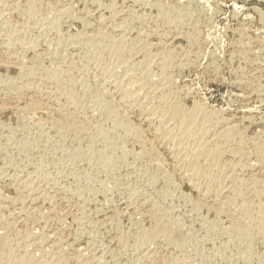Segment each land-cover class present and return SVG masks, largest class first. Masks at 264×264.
<instances>
[{"label": "rangeland", "instance_id": "rangeland-1", "mask_svg": "<svg viewBox=\"0 0 264 264\" xmlns=\"http://www.w3.org/2000/svg\"><path fill=\"white\" fill-rule=\"evenodd\" d=\"M10 1V2H9ZM15 1H18V0H0V30H1V27L3 25V22L5 21L8 22L10 21L8 18L12 19L13 17H18L16 16L17 12L21 11L20 12H23V7L25 6V1L26 0H19V2L16 3L15 5ZM53 1V2H52ZM56 1V2H55ZM57 1L58 0H44V3L39 6V10H37V12L40 13V11L42 13H37V16H35V19L39 18L37 21H39L38 25L37 23H32L33 21L36 22V20H32L29 22V25H28V29L27 27H21L20 26L18 27V30L21 31L19 32V36L23 39H25L27 42L31 43L33 42L34 45H36L38 47H36V51L38 52H27L23 57L24 60L28 65L31 64V62L33 61L32 59H35L36 55H40L41 57V53H43L42 57H41V60L44 58V60H49L48 58V53L49 52H53L54 49L55 50H59V47H56L58 46V37L56 36L55 32L51 31V29H49V27L46 24V21L48 17H52L51 16V9L52 7L55 8V5L57 4ZM101 1V2H100ZM113 1V0H112ZM126 1V2H125ZM134 0H115L113 3L115 4V6H112L110 7L109 3H111V0H59L58 3L60 4H57L56 5V8H66V10H71L72 8V12L70 11L69 13V17H65L62 21H61V27L59 28L61 31L60 35L63 37L62 38H65L66 37H69V34H70V37L69 38H65L66 41H64L63 39V43H70V38L71 37H76V34L77 36H79V34L82 36L86 35L87 33L88 34H93V32H98V30L96 29V26L98 27L99 31H105L107 30L108 33H113L114 34H118V32H120V28L119 26H121V24L119 22L122 23L123 19L125 17L127 18H130L129 16L133 13V15H131V18H135V16L139 17V16H142L143 13H144V17L145 16H148V18L150 17L153 21L154 19L157 20V13H158V10L159 7H161L162 5L163 6H176L177 8H186L189 10V13L192 15H190V18L188 19L187 21V24L186 26H183L181 28H177L176 30H174L175 27H173V24L170 22L173 18H171V16H166L163 15L162 19H160L159 21L157 20L155 24H152L154 22L151 21V19L149 18H143L145 19V23H143L141 25V23L139 21H134L131 25L132 27L134 26V28L131 27V29H136V30H139L140 33L145 31V33H148V42L149 45L150 43H152L154 46L153 48L154 49H157V50H163L166 49V48H169L170 50L172 51H175L173 52L175 55V63H174V66L176 67L178 64L181 65L182 63L186 64L187 67H185L184 69L181 68H178L179 66H177L176 68L173 69L172 73L171 74H174L173 76V80L175 79L176 82L174 81L175 83V88H176V91L177 92V96L180 97L179 99L181 100L180 102L182 104L183 107H187V109H191V107H193V104L198 103H202V105H204L205 107H208V109H213V110H216V111H220V114L222 118H226L231 120V121H226L225 118L224 120L229 124V125H232L234 124L237 125L235 127L238 128V130L242 133H244L246 136L249 135L250 137L252 136H256L258 135H261L264 134V103H262L264 101V91L263 92H260L259 93V90L262 91L264 89V20L261 19V14L263 13L264 14V0H145L147 1L146 2V5H145V1H143V3H140L141 0H137V2L134 1ZM151 1V2H150ZM23 2V3H22ZM48 2V3H47ZM52 2V3H51ZM93 2V3H92ZM124 2V3H123ZM138 2L141 4V6H139L140 4H138ZM151 4H149V3ZM154 2V4H153ZM161 2V3H160ZM3 3V4H2ZM22 3V4H21ZM51 3V4H50ZM54 3H56L54 5ZM112 3V4H113ZM148 3V4H147ZM158 3V4H157ZM182 3V4H181ZM187 3V4H186ZM19 7H18V5ZM24 4V5H23ZM49 4V6L47 5ZM97 4V5H96ZM113 4V5H114ZM122 4V5H121ZM135 4V5H134ZM143 4L144 6L146 7H143ZM154 8H153V6ZM161 6H160V5ZM12 5V6H11ZM53 5V6H52ZM151 8H149L148 7ZM1 6L3 7L1 8ZM15 10V12L12 11V9L10 7ZM47 6V7H45ZM51 6V7H50ZM70 6V7H69ZM122 6V7H121ZM159 6V7H158ZM189 6V8H187ZM10 10H8L7 9ZM18 7V8H17ZM41 7L43 9H41ZM49 7V8H48ZM63 7V8H62ZM114 9V12L112 11ZM116 9H115V8ZM158 7V8H157ZM196 7V8H195ZM47 9H50V10H46ZM69 8V9H68ZM109 10H108V9ZM135 8V9H134ZM157 8V9H156ZM8 10V11H4V10ZM107 11H106V10ZM139 9V10H138ZM43 10V11H42ZM65 10V9H64ZM131 10V11H129ZM192 10V11H191ZM259 10V11H258ZM3 11V12H2ZM14 13L12 14L11 13ZM45 11V12H44ZM82 11V12H81ZM102 11V12H101ZM121 11V12H120ZM124 11V12H123ZM127 11V12H126ZM129 11V13H128ZM134 11V12H132ZM1 12H2V15H1ZM5 12V13H4ZM10 12V13H8ZM46 12H48V14H46ZM75 12V13H74ZM132 12V13H130ZM195 12V13H194ZM7 13V15H6ZM44 13H45V18H44ZM51 13V14H50ZM113 13V14H112ZM125 13V14H124ZM139 15H138V14ZM141 13V14H140ZM260 13V14H259ZM5 16H4V15ZM12 14V15H11ZM39 14V15H38ZM90 14V15H89ZM136 14V15H135ZM149 14V15H148ZM157 14V15H156ZM43 15V16H42ZM49 15V16H47ZM105 16L104 17V21L101 19V16ZM112 17H111V16ZM114 15L116 17H114ZM4 16V18L2 17ZM39 16H42V17H39ZM47 16V17H46ZM76 16V18H75ZM93 16V17H92ZM119 18H118V17ZM155 16V17H154ZM7 17V18H6ZM73 17V19H71ZM110 18L111 20L109 19H106V18ZM170 17V18H169ZM194 17V18H193ZM15 18H13V20H11L10 22H13L14 24L17 22L18 23V20H14ZM70 20H69V19ZM75 18V19H74ZM118 18V19H117ZM122 18V19H121ZM4 21H3V20ZM45 19V20H44ZM102 20L103 22H106L107 20L110 21V22H106V23H103L102 21L100 22L99 21ZM121 21H120V20ZM147 19L149 20V22L147 21ZM249 19V20H248ZM2 20V21H1ZM42 20H43V23H42ZM65 20V21H64ZM67 20V21H66ZM77 20V22H76ZM83 20V21H80ZM86 20V21H85ZM89 20V21H87ZM98 20V21H97ZM116 20V21H115ZM125 20V19H124ZM163 20V21H162ZM169 20V21H168ZM21 20H19L20 22ZM96 21V22H95ZM117 23V24H114V22ZM168 21V22H167ZM88 23L87 26L90 25L89 28H87V26H84V24ZM98 22L100 23H103L104 25H100V23L98 24ZM112 22H113V25H112ZM36 24V25H32V24ZM83 25H82V24ZM96 23V24H95ZM150 23V24H149ZM199 23V24H198ZM31 24V25H30ZM44 24L45 27L47 26L48 29L50 30H45L44 28ZM66 24V25H65ZM94 24V25H92ZM134 24V25H133ZM146 24V25H145ZM194 24V27L196 30H198V34H197V31L195 33V29L192 27ZM196 24V25H195ZM105 25L107 26L105 27ZM114 25L116 26V28L114 27ZM119 25V26H118ZM137 25V26H136ZM141 25V26H140ZM166 25V26H165ZM192 25V26H191ZM199 25V26H198ZM5 26V25H3ZM31 26V28L29 29V27ZM91 26H93L91 28ZM104 26V27H103ZM117 26L119 29H117ZM247 26V27H246ZM33 27V28H32ZM36 27V28H34ZM40 27V28H39ZM46 27V28H47ZM86 27V28H85ZM110 27V29H109ZM112 27V28H111ZM137 27L139 29H137ZM151 27V28H150ZM164 27V28H163ZM169 27V28H168ZM198 27V28H196ZM245 30H244V28ZM24 29L26 30L24 34V32L20 29ZM115 28V30H113ZM171 28V31H169ZM189 28V29H188ZM193 28V30H192ZM39 31H38V30ZM42 29L44 32H42ZM88 29H90L88 31ZM93 29V30H91ZM105 29V30H103ZM112 29V30H111ZM117 29V30H116ZM131 29H128L127 33H131ZM158 29V30H157ZM167 29V30H166ZM249 29V30H248ZM28 30V31H27ZM30 30V32H29ZM87 30V31H86ZM97 30V31H96ZM149 30V31H148ZM188 30V31H187ZM239 32H237V31ZM241 30H242V33H241ZM244 30V31H243ZM263 30V32H261ZM41 31V33L39 34V32ZM47 31L50 33H47ZM66 31V33H65ZM113 31V32H112ZM117 31V32H116ZM169 31V32H168ZM254 31H257V32H254ZM1 32V31H0ZM29 32V33H28ZM46 32V33H45ZM53 32V33H52ZM91 32V33H90ZM169 34H167V33ZM171 32V33H170ZM179 32H181L182 34H184V36L182 34L179 35ZM187 32V33H186ZM192 32V34L190 33ZM244 32V33H243ZM44 33V36H42V34ZM64 33V34H63ZM85 33V34H83ZM161 33L162 34H166L167 35V41L165 42L164 39H162L161 37ZM185 33L187 34L186 35V38H190L189 33L190 35H193L195 33V36L199 37L197 38L198 40H194L192 41V43L188 40V39H182V37H185ZM258 33V34H257ZM28 34H31V35H28ZM47 34V35H46ZM83 34V35H82ZM144 34V32L142 33ZM160 36H158V35ZM241 34V35H240ZM55 35V38H53V36ZM59 35V34H58ZM74 35V36H73ZM146 35V34H145ZM262 37H261V36ZM151 36V37H150ZM207 36V37H206ZM257 36V37H256ZM42 37V38H41ZM50 37V38H49ZM181 37V38H180ZM204 37V38H203ZM208 37L211 39H208ZM246 37V38H245ZM251 37V38H250ZM260 37V38H259ZM45 38V39H43ZM130 38V37H129ZM249 38V39H248ZM259 38V39H258ZM161 39V40H160ZM54 40V41H53ZM69 40V42H68ZM164 40V41H163ZM170 40V41H169ZM2 41L4 42V40L2 39V37H0V60H5L7 58V54L5 55L6 57H4V54L6 53L5 51H3L2 49H5V44L2 43ZM53 41V43H52ZM160 41V42H159ZM209 41V42H208ZM240 41V42H239ZM190 42L192 45H190ZM194 42V44H193ZM197 42V43H196ZM199 42V43H198ZM207 42V43H206ZM247 42V43H246ZM32 43V44H33ZM160 43V44H159ZM163 45H162V44ZM169 43V44H167ZM239 43V44H238ZM46 44V45H45ZM57 44V45H56ZM198 44V45H196ZM166 45V46H165ZM179 45V46H178ZM201 45V46H200ZM248 45V46H247ZM4 46V47H2ZM53 48H49V47H52ZM185 46V47H184ZM200 46V47H199ZM2 47V49H1ZM55 47V48H54ZM73 46H70V48H65V49H61L62 51H60L62 54L63 52H65L63 55L66 57V61L65 63H63V70H65L66 72H64V78L63 81L58 83V84H50V87L53 88L54 90L56 89V91H54L53 89H50L49 87V84L46 82H44V84L42 85V83H39L38 80H36V84H34L35 80L33 81H24L22 80L19 75L17 74L16 71H10L8 69H1L0 70V205H1V202H2V199H4L3 201L7 200L8 198H11V199H8V201L5 203L2 202V206H0V212L1 210L3 211V213L1 214L0 213V232L3 233L4 232V228L5 226L9 223L10 225L12 224V221L13 220V223H15L14 227L16 226V228L14 229L13 227V224L11 225L14 229V232H20V233H23L25 231H33L34 234L38 235L40 233H47L49 234V240L48 242L45 244L46 248L45 250L47 249V251H50L51 252V249L53 250L54 249V244L57 243V242H64L62 243V245L60 244V247L62 246V248L64 250H66V252L68 251L71 254L75 253V254H78V253H81L82 255L84 254L86 259L88 258V255H89V258H93L94 260L96 261H100L99 263H103V264H106V258L109 257V255H107L105 257V254H110L112 253V251H114L115 247H117L115 250L117 252L118 255V260L121 259L118 263V261H115L117 262L116 264H131V260L133 262V264H142V262L146 261L145 258H147L149 256V258H151V260L147 263L148 264H151V261L153 260L152 263H155V261H159L157 262V264H165L164 261H168L169 258L171 257L173 260L177 261V259H175L176 255H178L177 258H180L182 259V252L181 251H177L176 249H174L173 245H170L171 243H167L165 242V240H157V243L160 242V243H156L154 242L153 244H150L151 247H147L149 248L150 250L147 251V248L145 249H142L140 251H138V249L135 251L131 246V251H135V255H136V252H140L137 253V256H132L134 254V251L132 252V255L130 254V245H134L133 242H136V238H134V236H137L139 231H138V228L136 229L135 227V220H137V217L139 215H143V212L144 213H147L149 214L151 211H156V210H160L162 212L159 211L160 215L162 214H167L166 218H170L169 220L170 221H175L174 223H179L180 225H183L182 222L185 224V226H180L181 229H184V232H191L189 236H191L192 234V238H193V235L195 237V235L197 237H195L194 239L191 240V244L192 246L194 245V247L192 248H195L194 249H189L187 250H184L186 253L184 254H187L188 255V258L186 259V263H189V264H248V260L249 259H246L241 262L242 258H238V257H241L240 255H235L234 253H236V251L234 252V250H237V253L239 252V249H240V244L238 243V241L236 240H232L231 236L227 237V235H232L231 233H227L225 235V232H230L229 230H233V229H230L228 228L230 226V219H229V216L231 215L229 212L225 213L227 215H224L223 214H218V212L215 211V206H213V199H210L208 200L207 202V206L206 208H201L200 211L197 210L194 211L193 210H196L193 206L196 205L195 201H201L202 196L198 193L199 191L196 190L193 185L188 182V181H185V180H182L180 178V174L179 172H177V170L175 169L174 166V163H173V156H170L172 155L170 148H168V146L165 147V145H161L160 142H158V138L156 137L157 136V133L155 132L154 129L155 126L154 125H151L149 123H147L145 120H143L144 118L142 117V115H140L139 113L137 114L136 112L135 113H128L129 115V118H130V122L132 121L134 123V125H132L135 129L140 130L138 132V134L141 135L137 136L139 137L138 139L140 140H137V137H133V138H130V137H126V134H125V131L123 132L122 130H119L120 132H118L116 135H118L119 137H117L116 135H114V139H113V136L110 137V146L107 145L108 147V150L105 149L107 147H105V143L102 142V140H96L94 141V143L92 141L89 140V137H84L82 136L78 131L77 133L75 132V129H72L71 125L70 128H68L69 126L65 125L67 127L62 128L61 124H59L60 122H57V121H60L62 119V114H60V112H58V110H55L54 107L57 108V102L64 103V100H67L68 98H61V99H57V97L59 98V96L57 95L55 98H49L47 96L48 92L50 94V92L52 93H57V94H60L59 91H61L60 89L62 90H66V88H69V90H73L72 93L74 92V95H73V98L78 102L76 103L77 104V107L73 106L69 107L68 111H70L71 115H73V117H76V119H81L82 122H86L85 124L93 130H95L99 124V128H103L102 129V132L103 134L105 132H109L110 130H112L113 126H114V122H116L113 118H110V119H106L105 115L103 114L101 108H100V103H102L103 99L101 98L100 95H98V91H100L99 89V83H102L103 82V76H102V73L100 72L101 69L103 68H107L109 69L111 66H113V63H114V60H112L111 58H108L106 55H103V54H99V55H94L92 56L91 58V65L90 64H87L86 65V62L84 61V54H82L83 50H85L86 52V49L83 47L82 49V46H76L73 47ZM78 47V48H77ZM81 47V48H80ZM182 47V48H180ZM252 47V48H251ZM173 48V49H172ZM176 48V49H175ZM249 48V49H248ZM263 50H262V49ZM49 49V50H48ZM81 49V50H80ZM175 49V50H174ZM255 49V51H254ZM70 50V51H68ZM184 50V51H183ZM261 50V51H260ZM47 51V52H46ZM68 53H67V52ZM79 51V52H78ZM181 51V52H180ZM193 54H192V52ZM252 51V53H251ZM5 52V53H4ZM73 52V53H72ZM78 52V53H77ZM84 52V53H85ZM189 52V56L187 55ZM196 52V53H195ZM239 52V54H238ZM244 52H246L244 54ZM250 52V53H249ZM255 52V53H254ZM47 53V55H46ZM76 56H75V54ZM80 53V54H79ZM179 53V54H178ZM36 54V55H35ZM45 54V55H44ZM186 54V55H185ZM196 54L198 55L197 57L199 58H196L195 56ZM215 54V55H214ZM219 54V55H218ZM258 56H257V55ZM35 55V56H34ZM73 56L74 58H71L70 56ZM83 55V57L81 56ZM177 55V57H176ZM187 57H185V56ZM102 56V57H101ZM204 56V57H203ZM211 56V57H210ZM214 56V57H213ZM232 56V57H231ZM239 58H238V57ZM244 56V57H243ZM3 57V58H2ZM68 57V58H67ZM83 60H82V58ZM94 57V58H93ZM179 57V58H178ZM189 57V58H188ZM190 57H192L190 59ZM261 57V58H260ZM70 58V59H69ZM77 58H79L77 60ZM99 58V59H97ZM183 58V59H182ZM238 58V59H237ZM244 58V59H243ZM253 58H256V59H253ZM107 59V60H106ZM187 59V60H186ZM189 59V60H188ZM194 61H193V60ZM197 59V60H196ZM246 59V60H245ZM43 61V68L45 66L46 69L44 70H47V68H55V65H56V62L55 61H52L50 62L49 61ZM71 60V61H70ZM78 62H77V61ZM80 60V61H79ZM192 62H191V61ZM196 60V61H195ZM259 60V62H258ZM69 61V63H68ZM76 61V62H74ZM84 61V63H82ZM109 61V62H108ZM243 61V62H242ZM252 61V62H251ZM71 62V63H70ZM81 62V63H80ZM97 62V63H96ZM107 62V63H106ZM179 62V63H178ZM186 62V63H185ZM188 62H189V65H188ZM191 62V63H190ZM195 64H194V63ZM213 62V63H211ZM254 62V63H253ZM257 62V63H256ZM45 63V64H44ZM53 63H55V65H52ZM67 63V64H66ZM79 63V64H78ZM111 63V64H110ZM197 63V64H196ZM209 63V64H208ZM211 63V64H210ZM215 63V65H214ZM58 64V63H57ZM64 64L65 67H64ZM73 64V65H72ZM80 64H85L87 66V68H83L82 65ZM107 64V65H106ZM115 64V63H114ZM176 64V65H175ZM192 67H191V65ZM71 65V66H70ZM78 66V67H75ZM97 65V66H96ZM199 65V66H198ZM211 65V66H210ZM70 66V67H68ZM74 66V67H73ZM85 66V67H86ZM89 66V67H88ZM95 66V68H94ZM103 68H102V67ZM107 66V67H106ZM196 66V67H194ZM57 67V65H56ZM68 67V68H67ZM72 67V69H71ZM97 67V68H96ZM218 67V68H217ZM253 67V68H252ZM53 68H51L50 70H52ZM66 68L68 70H66ZM74 68V69H73ZM85 69V70H84ZM86 69L89 71L87 74L85 72ZM99 69V70H98ZM218 69V70H217ZM49 70V69H48ZM49 70V71H50ZM73 70V73L71 72ZM77 70V71H76ZM238 70V71H237ZM245 70V72H244ZM3 71V72H2ZM5 71V72H4ZM8 71V72H7ZM70 71V73H69ZM83 71V73L81 72ZM76 72H80L82 73L86 78V81L88 82H85V86L86 87H83L82 88V84L84 86V83L80 80V77L81 75H79L78 73ZM155 72L158 73V70L155 69ZM66 73V74H65ZM101 73V75H99ZM90 74V75H89ZM238 74V75H237ZM244 74V75H243ZM8 75V76H7ZM67 75V76H66ZM68 75L70 76V78L68 77ZM73 75V76H72ZM79 75V76H77ZM82 75V77H83ZM94 75V76H93ZM97 75V77H96ZM17 76V77H16ZM72 76V77H71ZM88 76V77H87ZM102 79H100L99 77ZM180 76V77H178ZM215 76V77H214ZM238 76V78H237ZM77 77H78V80L81 81L79 83V81L77 82ZM94 77L95 79L93 80L92 78ZM236 77V78H235ZM242 77V78H241ZM14 78V79H13ZM72 78V79H71ZM98 78V79H97ZM178 78V79H177ZM4 79V80H3ZM7 81H6V80ZM12 79V80H11ZM68 79L71 80L68 82ZM92 79V81H91ZM97 79V81H96ZM73 80H76L74 82H76V86L73 84ZM253 80V81H252ZM97 82L96 84H93L95 82ZM234 81V83H233ZM246 82V83H243V82ZM260 81V82H259ZM7 82V83H6ZM10 82V83H9ZM33 82V84H32ZM40 82H43V81H40ZM63 82H68L69 83V87L68 86V83H63ZM72 82V85L71 83ZM90 82V83H89ZM240 82V83H239ZM242 82V84H241ZM32 84L33 86H36L37 88V91L39 92H42V94H35L34 95V92L30 91V92H24L23 90L20 91V87L23 85V84ZM249 83V84H248ZM41 84V87L39 86ZM48 84V86L46 85ZM63 84V87L61 88ZM67 84V86L65 87V85ZM90 86H88V85ZM244 84V85H243ZM251 84V85H250ZM20 85V87H18ZM56 85V86H55ZM78 85V86H77ZM97 87H95V86ZM185 85V87H184ZM75 88H73V87ZM188 86V87H187ZM254 86V87H253ZM261 86V87H260ZM55 87V88H54ZM65 87V88H64ZM72 87V88H71ZM187 87V88H186ZM258 89H256V88ZM263 87V88H262ZM16 90H14V89ZM17 88L19 89L18 92H20V94L17 92ZM42 88V90H41ZM48 88V89H47ZM59 88V89H57ZM64 88V89H63ZM86 88V89H85ZM192 88V89H191ZM256 90H255V89ZM12 89V90H11ZM46 89V90H45ZM52 91H50V90ZM178 89V90H177ZM187 89V90H186ZM254 89V90H253ZM262 89V90H261ZM4 90V91H3ZM45 90V91H44ZM48 90V91H47ZM77 90V91H76ZM98 90V91H97ZM193 90V92H192ZM258 90V94H257V91ZM8 91V92H7ZM16 91L18 94L16 95ZM44 91V92H43ZM47 91V92H46ZM54 91V92H53ZM59 93H58V92ZM82 91H85L84 94ZM175 91V89H174ZM182 94H181V92ZM22 92V93H21ZM63 92V91H61ZM197 92V93H196ZM256 92V93H255ZM33 93V94H31ZM78 93V94H77ZM97 93V94H95ZM189 93V94H188ZM23 94V95H22ZM25 94V95H24ZM46 94V96H45ZM90 94V95H89ZM94 94V95H93ZM188 94V95H186ZM257 94V95H256ZM263 94V95H262ZM4 95V96H3ZM22 95V96H21ZM32 95H33V98H32ZM37 95V96H36ZM41 98H40V96ZM191 95V96H190ZM246 95V96H245ZM10 96V97H9ZM17 96V97H16ZM20 96V97H19ZM93 96V97H92ZM98 96L99 99H98ZM184 96V97H183ZM193 96V97H192ZM262 96V98L260 99V97ZM4 97V98H3ZM35 97V98H34ZM76 97V98H75ZM79 97V98H78ZM91 97V98H90ZM9 98V99H8ZM13 98V99H12ZM39 98V99H38ZM97 98V99H95ZM101 98V99H100ZM183 98V99H182ZM242 98V99H241ZM43 99V100H42ZM94 99V100H93ZM260 99V100H259ZM263 99V100H262ZM33 100V101H31ZM42 100V101H41ZM45 100V101H44ZM47 100V101H46ZM56 100H59V101H56ZM70 100V98H69ZM87 100V101H86ZM98 100H100V102H98ZM24 101V102H23ZM36 101H38L37 105L35 104ZM56 101V103H55ZM95 101V102H94ZM261 101V102H260ZM52 102V103H51ZM85 102V103H83ZM98 102V103H97ZM11 103V104H10ZM34 105H32V104ZM40 103V104H39ZM43 103V104H42ZM45 103V104H44ZM47 103V105H46ZM84 105H83V104ZM259 103V104H258ZM52 105V106H49V105ZM74 104V105H76ZM92 104V105H91ZM98 104V105H97ZM103 104V103H102ZM101 104V105H102ZM40 105H44L43 107ZM32 106V107H31ZM48 106V108H47ZM92 106V107H91ZM94 106V107H93ZM98 106V107H97ZM6 107V108H4ZM20 107V108H19ZM26 110H25V108ZM51 107V108H49ZM81 107V108H80ZM75 108V109H74ZM79 111H77L76 110ZM83 108V109H82ZM88 108V109H87ZM91 108V109H90ZM18 109V110H17ZM53 109V110H52ZM81 109V110H80ZM253 109V110H252ZM21 110V111H20ZM31 110V111H30ZM48 112H47V111ZM72 110V111H71ZM92 110V111H90ZM37 111V112H36ZM75 111V112H74ZM96 111V112H95ZM20 112V113H19ZM31 112V113H30ZM84 112V113H83ZM100 112V113H99ZM12 113V114H11ZM45 113V114H44ZM76 113H78L77 115L79 116H76ZM91 113V114H90ZM11 114V115H9ZM97 114V115H96ZM132 114V115H131ZM136 114V115H135ZM3 115V116H2ZM18 115V116H17ZM25 115V116H24ZM27 115V116H26ZM35 117H34V116ZM40 115V116H39ZM84 115V116H83ZM101 115V116H100ZM141 116V118L139 119V117ZM33 116V118H31ZM133 116V117H132ZM138 118H137V117ZM24 117V118H23ZM28 119H27V118ZM83 117V119L81 118ZM90 117V118H89ZM252 119H251V118ZM23 118V119H22ZM46 118V120H44ZM248 118V119H247ZM26 119V120H25ZM30 119V120H29ZM38 119V120H36ZM41 119V121H40ZM87 119V120H86ZM113 119V120H112ZM132 119V120H131ZM134 119V120H133ZM251 119V120H249ZM29 122H28V121ZM52 122H51V121ZM108 120V121H107ZM111 120V121H109ZM141 120V121H140ZM245 120V121H244ZM250 122H249V121ZM259 120V121H258ZM35 121V122H34ZM46 121V122H45ZM48 121H50L48 123ZM144 121V122H143ZM258 121V122H257ZM11 122V123H10ZM18 122V123H17ZM40 124H39V123ZM42 122V123H41ZM107 122V123H106ZM130 123V124H133V123ZM146 122V123H145ZM255 122V123H254ZM27 123V124H26ZM46 125H45V124ZM55 123V124H53ZM58 123V124H57ZM88 123V124H87ZM103 123V124H102ZM12 124V125H11ZM37 124V125H36ZM50 124V125H49ZM102 124V126H101ZM150 126H149V125ZM9 127H8V126ZM28 125V126H27ZM34 125V126H32ZM39 125V126H38ZM44 125V126H42ZM51 125L53 127H51ZM58 125H60L58 127ZM96 125V126H95ZM23 126V127H22ZM41 126V127H40ZM92 126V128H91ZM96 128H95V127ZM137 126V127H136ZM7 127V128H6ZM54 127H55V130H54ZM61 127V128H60ZM95 129H94V128ZM153 127V128H152ZM5 128V129H4ZM10 128V129H9ZM12 128V129H11ZM14 128V129H13ZM59 128L64 129V132H61V130L59 131ZM108 128V129H107ZM152 128V129H151ZM29 129V130H28ZM49 129V130H48ZM58 131H57V130ZM68 129L69 131L72 130L71 132H68ZM12 132H11V131ZM74 130V131H73ZM146 130V131H145ZM243 130V131H242ZM23 131V132H22ZM28 131V133H27ZM30 131V132H29ZM47 131V132H46ZM55 131V132H54ZM101 131V129H100ZM35 132V133H34ZM57 132H59V135L57 134ZM67 132V133H66ZM75 132V135H73ZM156 134H155V133ZM12 133V134H11ZM43 133V134H42ZM69 133V134H68ZM121 133V134H120ZM247 133V134H246ZM257 133V134H256ZM53 134V135H52ZM55 134V135H54ZM61 134V136H60ZM79 134L80 139H77V135ZM98 134V133H97ZM20 135V136H19ZM38 135V136H37ZM48 135V136H47ZM50 135V137H49ZM66 135V137H64ZM146 135V136H145ZM41 136V137H40ZM68 136V137H67ZM247 136V137H249ZM47 137V138H46ZM61 137V138H60ZM71 137V138H70ZM117 137V138H116ZM146 137H147V140H146ZM249 137V138H250ZM44 138V139H43ZM49 138V139H48ZM55 138V139H54ZM73 138V139H72ZM121 140H119V139ZM127 138V139H126ZM142 138V139H141ZM156 140H155V139ZM17 139V140H16ZM24 139V140H23ZM30 139V140H28ZM47 141H46V140ZM63 139H66V140H63ZM85 139V140H84ZM114 140V143L113 140ZM117 139V140H116ZM125 141H124V140ZM151 139V140H150ZM16 140V141H15ZM28 140V141H27ZM41 140V141H40ZM64 142H63V141ZM135 140V141H134ZM142 140V141H141ZM69 141V142H68ZM118 141V143H117ZM120 141V142H119ZM138 141V142H137ZM144 141V143H143ZM148 141V142H147ZM157 141V142H156ZM26 142V143H25ZM35 142V143H34ZM57 142V143H56ZM79 142V143H78ZM81 142V143H80ZM141 142L143 143V146L141 144ZM156 142V143H155ZM18 143V144H17ZM23 143V144H22ZM45 143V144H44ZM63 143V144H62ZM103 143V144H102ZM112 143V144H111ZM132 143V144H131ZM150 143H152L150 145ZM37 144V145H36ZM41 144V145H40ZM47 144V145H46ZM89 144V145H88ZM155 144V145H154ZM160 144V146H158ZM29 145V147H28ZM88 145V146H87ZM104 145V146H103ZM118 145V146H117ZM148 145V146H147ZM32 146V147H31ZM126 146V147H124ZM156 146V148H155ZM49 147V148H48ZM89 147V148H88ZM110 147V148H109ZM114 149H113V148ZM153 147V148H152ZM57 148V149H56ZM113 150H112V149ZM117 148V149H116ZM132 148V149H131ZM141 148V149H140ZM143 148V149H142ZM18 149V150H17ZM23 149V150H22ZM46 149V150H45ZM97 149V150H96ZM101 149V150H99ZM110 149V150H109ZM119 149V150H118ZM169 149V150H168ZM16 150V151H15ZM49 150V151H48ZM55 150V151H54ZM60 150V151H59ZM78 150V151H76ZM83 150V151H82ZM89 150V151H88ZM128 151L125 153L124 155V152L125 151ZM158 150V151H157ZM24 151V152H23ZM32 151V152H31ZM86 151V152H85ZM111 153V154H106L105 153ZM113 151V152H112ZM133 151V152H132ZM135 151V152H134ZM139 151V152H138ZM141 151V152H140ZM51 152V153H50ZM56 154H54V153ZM123 152V153H122ZM132 152V153H131ZM143 152V153H142ZM8 153V154H7ZM21 153H22V156H21ZM30 153V154H29ZM41 153V154H40ZM113 153V155H112ZM115 153V154H114ZM128 153L130 155H128ZM147 153V154H146ZM6 154V155H5ZM24 154V155H23ZM52 154V155H50ZM56 156H54V155ZM92 154V155H91ZM142 154V156H141ZM146 154V155H145ZM50 157H49V156ZM61 155V156H60ZM103 155V156H102ZM117 155V156H116ZM128 155V156H126ZM11 156V157H10ZM15 156V157H14ZM54 156V157H53ZM63 156V157H62ZM13 157V158H12ZM53 157V158H51ZM59 157V158H58ZM101 157V158H100ZM126 157V158H125ZM136 157V158H135ZM138 157V158H137ZM150 157V158H149ZM18 158V159H17ZM39 158V159H38ZM42 158V159H41ZM52 159V161H50V159ZM125 158V159H124ZM10 159V160H9ZM12 159V160H11ZM15 159V160H14ZM28 159V160H27ZM34 159V160H33ZM57 159V160H56ZM118 159V160H117ZM139 159V160H138ZM146 159V160H145ZM156 159V160H155ZM6 160V161H5ZM43 160V161H42ZM47 160V161H46ZM56 160V162H55ZM64 160V161H63ZM77 160V161H76ZM137 160V161H136ZM148 160V161H147ZM159 160V161H158ZM227 161H230L229 157L226 158ZM255 160L254 158L252 159V161ZM5 161V162H4ZM32 161V163H31ZM41 161V162H40ZM57 161H59V163H57ZM75 161V162H74ZM127 161V162H126ZM132 161V162H131ZM135 161V162H134ZM150 161V162H149ZM5 164H3V163ZM45 162V163H44ZM50 162H53L52 164ZM55 162V163H54ZM109 162V163H108ZM130 162V164H129ZM148 162V163H147ZM2 163V164H1ZM23 163V164H22ZM57 163V164H56ZM155 163V164H154ZM157 163V164H156ZM172 165H171V164ZM56 164V166L54 165ZM74 164V165H73ZM113 166H112V165ZM128 164V165H127ZM142 164V165H141ZM148 164V165H147ZM253 164H255V161H253ZM2 165V166H1ZM13 165V166H12ZM26 165V166H25ZM60 169H58V167ZM121 165V166H120ZM9 166V167H8ZM42 166V167H41ZM108 166V167H107ZM133 166V168H132ZM139 166V167H138ZM158 166V167H157ZM162 169H161V167ZM166 166V167H165ZM24 167H27V168H24ZM35 167V168H34ZM41 167V168H40ZM57 167V169L55 168ZM104 167H107V168H104ZM114 167V168H113ZM116 167V169H115ZM128 167V168H127ZM148 167V170L146 169ZM31 169V172H30V169ZM38 168V169H37ZM43 168V169H42ZM55 170H54V169ZM103 168V169H102ZM144 168V169H143ZM160 168V169H159ZM173 168V169H172ZM24 169H27L24 170ZM62 169V173H59L60 170ZM132 169H133V172H132ZM167 169V170H166ZM36 170H38V177H37V172ZM42 170V174H40ZM47 170H50V172H48ZM54 170V171H53ZM58 172H57V171ZM109 170V171H108ZM115 170V171H114ZM117 170V171H116ZM120 170V171H119ZM147 170V171H145ZM154 170V172H153ZM258 170V171H256ZM29 171V172H28ZM33 171V173H32ZM45 171L46 173H48V175L50 176H45L46 173L43 172ZM56 171V172H55ZM164 171V172H163ZM174 171V172H173ZM176 171V172H175ZM253 171L254 174H253ZM262 169L260 170L259 168L258 169H254V170H251L249 172L246 173V175H244V178L246 179H249L251 177H255V178H260L262 179L263 178V171ZM21 172V173H20ZM35 172H36V175H35ZM53 172V173H52ZM111 172V173H110ZM126 172V173H124ZM260 172V173H259ZM24 173V174H23ZM28 173H32L31 175ZM45 173V174H44ZM50 173V174H49ZM52 173V175H51ZM64 173V174H63ZM101 173V174H100ZM124 173V174H123ZM144 173V174H143ZM152 173V175H151ZM249 173H250V177H249ZM262 173V174H261ZM19 174V175H18ZM27 174V175H25ZM44 174V175H43ZM56 174V175H55ZM139 174V175H138ZM261 174V175H260ZM11 179H13L15 181V179L13 177H10V175L14 176V177H17L16 179V183L9 179L8 181V177ZM22 175V176H21ZM28 179H31V180H34V182H32L34 185V187L36 188L37 190V185H39L42 189H38L37 192H35L34 194L37 193V198L35 199L36 201L39 199L41 201H37L33 204H30L31 201H29L25 206L29 207H25V209L27 210H32L34 212H37V214H35L38 218L37 220H33V222H30L32 220H24V216L21 217L23 218L22 221H21V218L20 217H17L16 218H13L12 217V214L15 213V212H19L20 208L22 209V205L18 204L19 206L17 207V203H14V198L16 197V195L18 196L19 194V191H20V188L23 187V184L24 182H26V180L28 181V179H26V177ZM37 177H35V176ZM101 175V176H100ZM157 177H156V176ZM164 175V176H163ZM252 175V176H251ZM256 175V176H255ZM6 176V179H3L2 177L5 178ZM25 178H24V177ZM28 176H30L31 178H29ZM44 177L42 179L41 178ZM136 176V177H135ZM152 176V177H151ZM177 176V177H175ZM260 176V177H259ZM35 179H34V178ZM40 177V178H39ZM51 177V181H46L48 180L49 178ZM131 177V178H130ZM140 179H139V178ZM156 177V178H155ZM162 177V178H161ZM22 179V182L20 181ZM108 178V179H107ZM117 178V179H116ZM142 178H143V181H142ZM25 179V180H24ZM37 179V181H35ZM42 179V180H41ZM135 179V180H134ZM153 179V180H152ZM178 179V180H177ZM4 180V181H3ZM19 180V181H18ZM40 180V181H38ZM50 180V179H49ZM174 180V181H173ZM182 180V181H180ZM24 181V182H23ZM30 181V180H29ZM43 181V182H42ZM44 181L48 183L50 182H53V183H50V184H44ZM105 181V182H104ZM110 181V182H109ZM150 181V182H149ZM180 181V182H179ZM10 182V183H8ZM18 182H20L19 184H17ZM126 182V183H125ZM135 182H137V188L140 189L138 190L136 188V185H135ZM172 182V183H171ZM13 183V184H12ZM22 183V184H21ZM36 183V184H35ZM39 183H43V185L39 184ZM134 183V184H133ZM139 183V184H138ZM154 186H152L153 184ZM4 184V185H3ZM51 184H55V185H51ZM59 184V185H58ZM174 184V185H173ZM185 184V185H183ZM11 185V186H10ZM13 185V186H12ZM14 185H18V187L14 186ZM36 185V186H35ZM44 185H47L44 186ZM62 185V186H61ZM127 185V186H126ZM132 185V186H131ZM135 185V186H134ZM151 185V187H150ZM183 185V186H182ZM187 185V186H186ZM189 185V186H188ZM191 185V186H190ZM21 186V187H20ZM50 188H49V187ZM56 188H54V187ZM60 186V187H58ZM176 188H173L175 187ZM186 186V187H184ZM11 187H15L14 188H11ZM59 191H62V193H60L59 191H57L58 189ZM62 187V189L60 190V188ZM64 187V188H63ZM65 187L67 189L66 192L65 191ZM69 187V188H68ZM137 189V192H141L140 194H142L141 196L139 195H135L133 196V200H131L128 204L126 202L129 201L128 199V195H130L128 193L129 191V188L131 189ZM135 187V188H133ZM166 187V188H165ZM18 188V189H17ZM39 188V187H38ZM46 188V189H44ZM128 188V190H127ZM145 188V189H143ZM161 188V189H160ZM194 188V189H193ZM17 189V192H15ZM51 189V190H50ZM53 189V190H52ZM56 191H55V190ZM71 189V191H69ZM75 189V190H74ZM79 189V190H77ZM81 189V191H80ZM108 189V190H107ZM116 189V190H115ZM178 189V190H177ZM193 189V191H192ZM15 190V191H14ZM44 190H46L44 192ZM50 190V193H48ZM90 190V191H89ZM153 190V191H152ZM162 190V191H160ZM169 193H168V191ZM38 191H39V194H38ZM46 193V195L42 197V194ZM52 191V192H51ZM53 191H55V193H53ZM106 193H104V192ZM124 191V192H123ZM131 191V190H130ZM129 191V192H130ZM136 192V190H134ZM151 191V192H150ZM157 191V192H156ZM159 191V192H158ZM195 191V193H194ZM56 192H59V193H56ZM70 192V193H69ZM80 195H79V193ZM110 192V194H108ZM128 194H127V193ZM146 192V193H145ZM172 192V193H171ZM184 192V193H183ZM18 193V194H16ZM67 193V194H66ZM78 193V194H77ZM125 193L127 194V196L125 195ZM149 193V194H148ZM158 193V194H157ZM176 193V194H175ZM191 193V195H190ZM41 194V195H40ZM48 194H50V196H48ZM54 194V195H53ZM65 194V195H64ZM74 194V195H72ZM83 194V195H81ZM89 194V195H88ZM143 194H146V195H143ZM166 194V195H165ZM170 196H168V195ZM180 194V196H179ZM7 195V196H6ZM79 195V196H78ZM93 195V196H92ZM164 195V196H163ZM184 195V196H183ZM2 196V198H1ZM38 196L41 198H38ZM54 196V197H52ZM144 196V197H143ZM152 196V197H151ZM161 196V197H160ZM179 196V197H178ZM192 196V197H191ZM195 196V197H194ZM6 199H5V198ZM52 197V199H51ZM82 197V198H81ZM127 197V198H126ZM130 197V196H129ZM136 197V200H141L138 204V202L134 199ZM138 197V199H137ZM139 197H143V198H150L149 201L145 202L143 200V198H139ZM188 197V198H187ZM199 197V198H198ZM45 198H48V202L47 200H44ZM52 201H50L49 200ZM55 198V199H53ZM83 198L85 200H83ZM111 200H110V199ZM13 199V200H12ZM73 199V200H72ZM128 199V201H127ZM152 199V200H151ZM187 199V200H186ZM65 200V201H64ZM83 200V201H82ZM105 200V201H104ZM172 200V201H170ZM186 200V202H185ZM45 201V202H44ZM100 201V202H99ZM109 201V202H108ZM133 201V203H135L139 208V212H136L134 211V208L131 207V202ZM176 201V202H175ZM194 201V202H193ZM14 203V206L11 204ZM41 202V203H40ZM51 202V203H50ZM108 202V203H107ZM153 202V203H152ZM170 202V203H169ZM185 202V203H184ZM10 203V204H9ZM36 203V204H35ZM45 203V204H44ZM92 203V204H91ZM100 203V204H99ZM144 203H146L145 205H143ZM150 203V204H149ZM183 203V204H182ZM187 203V204H186ZM6 204V207L4 209V206ZM40 204H41V207H40ZM66 204V205H65ZM154 205L152 206V208L154 207V210H148L149 208H151V205ZM155 204L156 206L158 207H161V208H155ZM167 204V205H166ZM170 204V205H169ZM174 204V205H173ZM191 204H194L193 206H191ZM212 207L214 208H210V210L212 212H210L209 208L211 205ZM10 205V207L8 206ZM34 205H36V207H34ZM39 205V206H38ZM48 205V206H47ZM91 205V206H90ZM105 205V206H104ZM182 205V206H181ZM99 206V207H98ZM103 206V207H102ZM149 206V207H148ZM32 207V208H31ZM40 207V208H39ZM43 207V213H40L42 212V208ZM144 207V208H143ZM166 207V208H165ZM172 207V208H171ZM180 207V208H179ZM193 207V208H191ZM9 208V209H8ZM84 211H83V209ZM100 208V209H99ZM111 208V209H110ZM143 208V209H142ZM174 208V209H173ZM189 208V209H188ZM208 208V209H207ZM12 209V210H11ZM14 209V210H13ZM19 209V210H18ZM52 211H51V210ZM142 211H141V210ZM146 209V210H144ZM165 209V211H163ZM190 209L193 211L191 212ZM55 210V211H53ZM88 210V211H87ZM95 210H100L101 212V216L103 217H96L95 218V222L93 220H90L91 218V215H92V212ZM169 210V211H168ZM209 210V211H208ZM214 210V211H213ZM10 211V212H9ZM82 211V212H81ZM141 211V212H140ZM174 211V212H173ZM199 211V212H198ZM45 212V214H44ZM50 212V213H49ZM55 212V213H54ZM86 212V214H85ZM89 212V219H87V216H88V213ZM102 212H105L104 214ZM108 212V213H107ZM198 212V213H196ZM210 212V213H209ZM10 213V214H9ZM39 213V214H38ZM65 213V214H64ZM83 213V214H82ZM212 213V214H211ZM46 215V217L43 215V216H39V215ZM81 214V215H80ZM98 214H100L98 212ZM133 214V215H132ZM147 214H144V215H147ZM170 214V215H169ZM179 216H178V215ZM181 214V215H180ZM184 214V215H183ZM191 214V215H190ZM8 215V216H7ZM11 215V216H10ZM85 215H87L85 217ZM138 215V216H137ZM177 215V216H176ZM220 215V216H219ZM3 216V218H2ZM7 216V217H6ZM35 216V217H36ZM60 216V217H59ZM108 216V217H107ZM115 216V217H114ZM118 216V217H117ZM130 216V217H129ZM163 216V215H162ZM171 216V217H170ZM173 216V217H172ZM193 216V217H192ZM196 216V217H195ZM213 218H212V217ZM217 216H219V219L220 221H223L220 223V221L217 220ZM10 217V218H9ZM46 219H45V218ZM49 217V219H48ZM63 217V218H62ZM112 217H114L112 219ZM205 217V218H204ZM3 220V223H2V220ZM20 218V219H19ZM41 218V219H40ZM43 218L45 219L44 221H41L43 220ZM62 218V220H61ZM103 218V221H106L105 223H103V221H101V219ZM139 218V217H138ZM175 218V219H174ZM199 218V219H198ZM207 218V219H206ZM225 218H227V220H225ZM48 219V220H47ZM51 219V220H50ZM87 219V220H86ZM99 219V220H98ZM174 219V220H173ZM211 219V220H210ZM6 220V222H5ZM17 220H20L18 221V223L16 222ZM40 220V222H39ZM76 220V221H75ZM85 220V221H84ZM179 220V221H178ZM214 220V221H213ZM27 222V226H26V222ZM47 221V222H46ZM49 221V222H48ZM80 221V222H79ZM93 221V222H92ZM117 221V222H116ZM129 221V222H128ZM131 221V222H130ZM196 221V222H195ZM207 221V223H206ZM211 221V222H209ZM218 223H217V222ZM25 222V223H24ZM91 222V223H90ZM121 222V223H120ZM230 222V223H228ZM17 223V224H16ZM46 223V224H45ZM81 223V224H80ZM89 223V224H88ZM103 223V224H102ZM117 223V226L114 225ZM213 223H215V226L213 227ZM5 224V225H4ZM39 224V225H38ZM55 224V225H54ZM77 224V225H76ZM191 224V225H190ZM229 224V225H228ZM92 225V226H90ZM100 225V226H99ZM105 225V226H104ZM109 225V226H108ZM207 225V226H206ZM223 225V226H222ZM4 226V228L2 229V227ZM95 226V227H94ZM98 226V227H97ZM103 226V227H102ZM107 226V228H106ZM116 226V227H114ZM119 226V229L121 230H118L117 231V227ZM192 226V227H191ZM206 226V227H205ZM225 226V227H224ZM43 227V228H42ZM46 227V228H45ZM56 227V228H55ZM59 227V228H58ZM84 227V228H83ZM89 227H91L92 229H90ZM203 227V228H202ZM227 227V229H226ZM89 228V229H88ZM97 228V229H96ZM116 228V229H115ZM200 228V229H199ZM207 228V229H206ZM214 230H213V229ZM215 228H219L218 231L216 229L215 231ZM18 229V230H17ZM34 229V230H33ZM106 229V230H105ZM129 229V230H128ZM135 229V230H134ZM187 229V230H186ZM212 229V230H211ZM57 230V231H56ZM97 230V231H96ZM191 230V231H190ZM205 230V231H204ZM210 230V231H209ZM23 231V232H22ZM85 231V232H84ZM89 231V232H88ZM90 231H92L90 233ZM99 231L101 233V231L103 233L102 236H100L101 234H99ZM126 231V232H125ZM36 232V233H35ZM49 232V233H48ZM96 232H98L96 234ZM107 232V233H106ZM136 232V233H135ZM138 232V233H137ZM185 232V233H186ZM198 232V233H197ZM232 232V231H231ZM82 233V234H80ZM123 233V234H122ZM131 233V234H130ZM134 233V234H133ZM197 233V234H196ZM214 233V234H213ZM81 236H80V235ZM87 234V235H86ZM92 234V235H91ZM114 234V236H113ZM126 234V235H125ZM137 234V235H136ZM187 234V233H186ZM204 234V235H203ZM53 235V236H52ZM84 235V236H83ZM211 235V236H210ZM57 236V237H56ZM76 236V237H75ZM94 236V237H93ZM100 236V237H99ZM121 236V239H119V237ZM125 236V237H124ZM128 236V237H126ZM132 236V238H130ZM138 237V236H137ZM200 237V238H199ZM57 238V240L55 239ZM74 238V239H73ZM104 238V239H102ZM113 238V239H112ZM130 239V241H127V243H125V240L124 239ZM198 238H199V241H198ZM202 238V239H201ZM206 238V239H205ZM209 238V239H208ZM228 238V239H227ZM55 239V240H54ZM59 239H62L60 241H58ZM77 239V240H76ZM91 239V240H90ZM106 239V240H105ZM123 241L124 243L123 244H117L119 241ZM135 241H133V240ZM207 240V242L205 240ZM221 239V240H220ZM230 239V241H228ZM64 240V241H63ZM97 240V241H96ZM194 240V241H193ZM201 240V242H200ZM219 240V241H218ZM74 241V242H73ZM100 241V242H99ZM111 241V242H110ZM113 241V243H112ZM165 243H164V242ZM196 241V242H195ZM211 241V242H210ZM214 241V242H213ZM228 242L230 244H227L225 242ZM232 241H234V243H232ZM52 242V243H51ZM54 242V243H53ZM67 244H66V243ZM95 242V243H94ZM97 242V243H96ZM130 242V244L128 243ZM220 242V243H219ZM50 243V244H49ZM75 243V244H74ZM121 243V242H119ZM156 243V244H155ZM199 243V245H198ZM209 243V244H208ZM224 243L226 245H224ZM258 243V244H257ZM255 243L253 246V251H252V256L253 257V261H252V258L251 260L249 261V264H260V259L263 257L264 258V246L261 242H257ZM94 244V245H93ZM97 244V245H96ZM118 246H117V245ZM125 244L128 246L127 249L125 247ZM155 244V245H154ZM165 244V245H164ZM201 244V245H200ZM203 244V245H202ZM221 244V245H220ZM261 244V245H260ZM66 245V246H65ZM92 245V246H91ZM101 245V246H100ZM103 245V246H102ZM105 245V246H104ZM119 245L120 247L123 249H120V251L118 252V248H119ZM124 245V246H122ZM169 246V248L165 247V246ZM198 246V249L197 247L195 246ZM224 245V246H223ZM228 245V246H227ZM230 245V246H229ZM234 245V246H233ZM237 245V246H236ZM44 246V247H45ZM53 246V247H52ZM94 246V247H93ZM108 246V247H107ZM217 246V247H216ZM71 247V248H70ZM104 249L102 250L101 249ZM125 247V248H124ZM136 247V246H135ZM155 247V248H154ZM159 247V248H158ZM161 247V248H160ZM205 247V248H203ZM224 247H230L228 249H224ZM236 247V248H235ZM66 248V249H65ZM77 248V250H76ZM80 248V249H78ZM96 250H95V249ZM111 248H114L113 250ZM165 248V249H164ZM171 248L172 250L175 252L172 253L171 252ZM201 248V250H200ZM235 248V249H234ZM258 248V249H256ZM50 249V250H49ZM94 249V250H93ZM110 249V250H109ZM126 249V250H124ZM129 249V250H128ZM133 249V250H132ZM164 249V250H163ZM168 249V251L166 250ZM153 250V251H152ZM159 250V251H158ZM198 250V251H197ZM256 250V251H255ZM263 250V251H262ZM91 251V252H90ZM93 251V252H92ZM111 251V252H110ZM127 253H126V252ZM143 253H142V252ZM144 251H146L147 253H144ZM150 251V253H149ZM192 251L193 254H188V252L190 253ZM214 251V252H213ZM261 251V252H260ZM72 252V253H71ZM78 252V253H77ZM88 252V253H87ZM99 252V253H98ZM102 252V253H101ZM107 252V253H106ZM123 252V253H122ZM124 252L126 254H124ZM153 254H152V253ZM170 252V253H169ZM196 252L197 255H196ZM216 252V254H215ZM225 252V253H224ZM105 253V254H104ZM122 253V255H121ZM129 253V254H128ZM218 253V255H217ZM222 255H221V254ZM236 253V254H237ZM262 253V254H261ZM92 254H94L95 256H97V258H95V256L92 257ZM139 254V255H138ZM142 254V255H141ZM144 254V255H143ZM149 254V255H148ZM152 256H151V255ZM155 254V255H154ZM166 254V255H165ZM171 254V255H170ZM195 254V255H194ZM229 254H231L229 256ZM100 255V256H99ZM103 258H99L101 256H103ZM121 255V256H120ZM123 255H128L126 257H123ZM147 255V257H146ZM174 255V256H173ZM183 255V254H182ZM155 256H157V258H155ZM203 256H206V257H203ZM222 256V257H221ZM225 256V257H224ZM233 256H237L236 258L238 259H235V257ZM255 256V257H254ZM258 256V257H257ZM123 257V258H121ZM130 259H129V258ZM136 257H140V258H136ZM145 257V258H144ZM155 260H154V258ZM169 257V258H168ZM174 257V258H173ZM187 257V256H186ZM210 257V258H209ZM217 257V258H216ZM260 257V258H259ZM88 258V259H89ZM100 260H99V259ZM142 258V259H141ZM144 258V259H143ZM170 258V259H171ZM213 258V259H212ZM216 258V259H215ZM220 258V259H219ZM225 258V260H224ZM229 258V259H228ZM257 258V259H256ZM104 259H105V262H104ZM123 259V260H122ZM129 259V261H127ZM164 259V261H161V260ZM168 259V260H167ZM170 260L171 262L173 260ZM179 259V260H180ZM189 259V260H188ZM233 259V260H232ZM137 261L138 260L140 262H134V261ZM210 260V261H209ZM212 260V261H211ZM259 260V262L257 263V261ZM95 261V263L93 264H97ZM108 261V259H107ZM109 261H111V259H109ZM123 261L125 263H123ZM194 261V262H193ZM205 263H203V262ZM221 261V262H220ZM115 262H112L115 264ZM237 262V263H236ZM240 262V263H239ZM244 262V263H243ZM247 262V263H246ZM111 262H107V264H112ZM176 263V262H175ZM183 262L180 263V261L178 262V264H182ZM156 264V263H155Z\"/></svg>", "mask_w": 264, "mask_h": 264}, {"label": "bare ground", "instance_id": "bare-ground-1", "mask_svg": "<svg viewBox=\"0 0 264 264\" xmlns=\"http://www.w3.org/2000/svg\"><path fill=\"white\" fill-rule=\"evenodd\" d=\"M22 1V0H21ZM46 1V0H45ZM50 1V0H49ZM59 1V0H58ZM58 1H57V4H60V3H58ZM92 1V0H91ZM115 0H111V3H109V5H110V7H111V5L112 6H115V4L113 3ZM135 1V0H134ZM134 1H133V3H134ZM140 1V0H139ZM145 1V0H144ZM159 1V0H158ZM10 2V1H9ZM17 2H19V0L18 1H15V5H16V3ZM53 2V1H52ZM51 2V3H52ZM56 2V1H55ZM101 2V1H100ZM126 2V1H125ZM135 2H137V0L135 1ZM146 2L147 1H145V5H146ZM151 2V1H150ZM1 3V2H0ZM20 3V2H19ZM23 3V2H22ZM21 3V4H22ZM44 3V0H26L25 1V6L23 7V12H20V11H18L17 12V14H16V16H18V17H16V18H18L19 20H21L20 22H19V20L18 19H16L15 17H13V18H15L14 20H18V23L16 22L15 24L13 23V22H10L11 20H13V18L12 19H10V18H8L10 21H8V22H6L5 23V21L3 22V25H5V26H3L2 25V27H1V32H0V37H2V39L4 40V42L2 41V43H4L5 44V47L4 46H2V47H4L5 49H2V47H1V49L3 50V51H5L4 53V57H6L7 56V58L5 59V60H0V70L1 69H8V70H10V71H16L17 72V74L19 75V77L22 79V80H24V81H27V80H35V82H34V84H33V82H32V84L33 85H35L36 84V80H38V82L39 83H42V85L44 84V82L46 83H51V84H58L59 82H60V84H61V82L63 81V79L65 78L64 77V72H66L65 70H63V63H65V61L67 60L66 59V57L64 56L65 54V52H63V54L60 52V51H62V50H60V48L61 49H65V48H70V46H73V47H75V45L76 46H82V49H83V47L86 49V52H85V50H83L82 52V54H86L84 57V61L86 62V65L87 64H90L91 63V58H92V56H94V55H99V54H103V55H106L108 58H111L112 60H114V63H113V66H111L109 69H105V68H103L102 66V68L103 69H101L100 70V72L102 73V76H103V82L102 83H99V82H101V81H97V79H96V81L98 82V84H100L99 85V90L100 91H98V95H100L101 96V98L103 99L102 101V103H100L99 105H100V108H101V110H102V112H103V114L105 115V117H106V119H110V118H113L116 122H114V126H113V128H112V130H110L108 133L107 132H105L104 134H103V132H102V129L103 128H99V126H100V124H99V126L96 128L95 126V130H93L92 131V129H90L85 123L87 122H82L81 121V119H76V117H73V115H71L70 113V111H68V109H69V107H70V109H71V107H73V106H75V107H77V104L76 103H78V102H80V101H78V102H76L77 101V99L75 100L74 98H73V95H74V92L72 93V91L71 90H69V88H66V90H62V89H60L61 91H63V92H61V91H59L60 92V94H57V93H52V92H50V94H49V92H48V94H47V96H46V94H45V96H46V98L47 97H49L50 99L51 98H55L57 95L59 96V98L57 97V99H61V98H68L67 100H64V103L63 104H61L62 103V101H61V103L59 102H57V108L56 107H54L55 108V110H58V112H60V114H62L63 116H62V119L60 120V121H57V122H60L59 124H61V126H62V128L64 127H66L65 125H67V126H69V125H71L72 127V129H75V132L77 133L78 131H80L79 133L82 135V136H84V137H89V140L90 141H92L93 143H94V141H96V140H102V142L103 143H105V147H107V145L108 146H110L109 144H110V137H112L113 136V139H114V135H116L118 132H120L119 130H122L123 132L125 131V134H126V137H130V138H133V137H137L139 134H138V132L140 131V130H138L137 131V129H135L132 125H134V123L133 124H130L131 122H130V118H129V115H128V113L130 112V113H139L140 115H142V117L144 118L143 120H145L147 123H149V124H151V125H154L155 126V128L156 129H154L155 130V132L157 133V138H158V142H160L161 143V145H165V147L166 146H168V148H170V150L169 151H171V153H172V155H170V156H173L172 158H173V163H174V165H172L171 163V165L172 166H174L175 167V169L177 170V172H179V176H180V178L182 179V180H185V181H188V182H190L192 185H193V187L196 189V190H198L199 191V193H198V195L200 194L201 196H202V198L203 199H201V201H198V203H197V201H195V203H196V205L195 206H193L194 204H191V206H193L196 210H193L194 211V213H195V211H197V210H199L200 211V209L201 208H206V206H207V201L208 200H210V199H213V206H215V211L216 212H218L217 213V215L218 214H223V216L224 215H227L228 213L227 212H229L231 215L229 216V219H230V222H228V223H230V226L228 227V228H230V229H233V230H229L230 232H225V235L227 234V233H231L232 235H227V237L229 236H231V238H232V240H236V241H238V243L240 244V249H239V252L237 253V250H238V248H237V250H234V252L236 251V253H234L235 255H240L241 257H238V258H242V260H241V262L243 261V259L244 260H246V259H249L250 258V260H251V258H252V261L254 260L253 259V257H251L252 256V251H253V246H255L254 244L255 243H257V242H261L262 244H263V246H264V134H262L261 133V135H259V133H258V135H256L255 137L254 136H252V137H250L249 135H247V136H249V137H247L244 133H242L241 132V130L239 131L238 130V126L237 125H235V126H237V127H235L234 126V124H233V126L232 125H229L226 121L228 120V121H231V120H229V119H227L226 120V118H225V120H224V118H222V117H220L221 116V114H220V111L222 110H220V111H216V110H213V109H208V107H205L204 105H202V103H200L199 104V102L198 103H196L195 102V104H193V107H191V109H187V107L185 106V107H183L182 106V104H183V102L181 103L180 101V97H182V96H180V97H178L177 96V92L178 91H176V88H175V83H174V81L176 82V80L174 79L173 80V75L174 74H171L172 73V71H173V69L174 68H176L177 66H179L178 68H181L182 67V69H184L185 67H187V63L186 64H184V63H182L181 65H177L176 67L174 66V63H175V54L173 53V52H175V51H172V50H170L169 48H166V49H164L163 48V50H157V49H154L153 48V44L152 43H150V45H149V43H147L148 41V33H145V31H143L144 32V34H142L143 32H141L140 33V29L137 27V29H139V30H136V29H131V27H132V23L134 22V21H139L140 23H141V25L143 24V23H145L146 21H145V17L146 18H148V16H143L144 15V13H143V17L142 16H135V18H131V15H133V13L132 12H134V11H132V12H130V13H132L129 17L130 18H127V17H125L124 19H123V21H122V23L121 22H119L120 24H121V26H119V28H118V26H117V29H119L120 30V32H118V34H114V32L113 33H108L107 32V30H106V32L105 31H99V29H98V27L96 26V29L98 30V32H93V34L91 33V34H86V35H84V36H82L81 37V35L79 34V36H77V34H76V37L74 36V37H71L69 40H70V43H63V39H64V41H66L65 40V38H69L70 37V34H69V37H66L65 36V38H62L63 37V35L61 36L60 34V32L62 31H59L60 29V27H61V21L65 18V17H67L68 15H69V13H70V11L72 10V8H71V10H66V8H63V9H61V8H56V3H54V5H55V8L54 7H52V9H51V16L52 17H48L47 18V20H45L46 21V24L45 25H47L48 27H49V29H51V31H53V32H55V34H56V36L58 37V46H56V47H59V50L57 49V50H55L54 49V51L52 52H49L48 53V58H49V60H50V62H51V60L52 61H55L56 62V65H57V67H56V65H55V63H53L52 65H55V68H53V67H51V68H53L52 70H50L51 68H47V70H44V69H46L45 68V66H44V68H43V61H45L46 62V60H44V58L41 60V57H42V55H43V53H41L42 55H41V57H40V55L38 54V55H36V57H35V59H32L33 61L31 62V64L30 65H28L27 63H29V62H25L24 60H26V59H24V55L27 53V52H31L32 51V53L34 52H38V51H36L37 49H38V47L36 46V45H34V43L33 42H31V43H29V42H27L24 38L22 39L20 36H19V32H21V31H19L18 30V27L20 26V28L21 27H27V29H28V25H29V22L30 21H32V20H34L35 19V16H37V13H39V12H37V10H39V6H41L42 4ZM48 3V2H47ZM50 3V4H51ZM93 3V2H92ZM114 5H113V4ZM124 3V2H123ZM140 3H143V1L141 0V2ZM139 2H138V4H140ZM149 3V2H148ZM147 3V4H148ZM161 3V2H160ZM3 4V3H2ZM23 4V5H24ZM150 4V3H149ZM153 4H154V2H153ZM153 4H152V6H153ZM158 4V3H157ZM182 4V3H181ZM187 4V3H186ZM18 5V4H17ZM48 6H49V4H47ZM97 5V4H96ZM122 5V4H121ZM135 5V4H134ZM151 5V4H150ZM160 5V4H159ZM12 6V5H11ZM53 6V5H52ZM139 6H141V4L139 5ZM155 6V5H154ZM154 6H153V8H154ZM161 6V5H160ZM176 6H178V5H176ZM176 6H161V7H159V9H157L158 10V15H157V20L159 21L160 19H162V17H163V15H165V17L166 16H171V18H173L170 22L173 24V27H175L174 28V30H176L177 28H181V27H183V26H186V24H187V21H188V19L190 18V13H189V10L188 9H186V8H177ZM3 6H1V8H2ZM10 7V6H9ZM18 7H19V5H18ZM17 7V8H18ZM45 7H47V6H45ZM51 7V6H50ZM70 7V6H69ZM122 7V6H121ZM143 7H146V6H144V4H143ZM148 7H149V5H148ZM4 8V7H3ZM11 8V7H10ZM49 8V7H48ZM115 8V7H114ZM150 8V7H149ZM152 8V7H151ZM150 8V9H151ZM187 8H189V6L187 7ZM196 8V7H195ZM4 9H6V8H4ZM4 9H2V10H4ZM7 9H8V7H7ZM12 9V8H11ZM41 9H43L42 7H41ZM65 9V10H64ZM69 9V8H68ZM108 9V8H107ZM112 9H113V7H112ZM116 9V8H115ZM135 9V8H134ZM190 9V8H189ZM9 10V9H8ZM8 10H4V11H8ZM15 10H17V9H15ZM15 10H13L12 9V11L13 12H15ZM46 10L48 11V10H50V9H47L46 8ZM106 10V9H105ZM109 10V9H108ZM139 10V9H138ZM10 11V10H9ZM12 11H11V13H12ZM43 11V10H42ZM107 11V10H106ZM113 12H114V9L112 10ZM129 11H131V10H129ZM129 11H128V13H129ZM192 11V10H191ZM259 11V10H258ZM3 12V11H2ZM2 12H1V15H2ZM45 12V11H44ZM72 12V11H71ZM82 12V11H81ZM102 12V11H101ZM121 12V11H120ZM124 12V11H123ZM127 12V11H126ZM5 13V12H4ZM8 13H10V12H8ZM40 13H42L41 11H40ZM39 13V14H40ZM75 13V12H74ZM135 13V12H134ZM195 13V12H194ZM12 14H14V13H12ZM11 14V15H12ZM38 14V15H39ZM46 14H48V12H46ZM113 14V13H112ZM125 14V13H124ZM138 14V13H137ZM141 14V13H140ZM260 14V13H259ZM4 15V14H3ZM6 15H7V13H6ZM41 15V14H40ZM90 15V14H89ZM136 15V14H135ZM139 15V14H138ZM149 15V14H148ZM193 15V14H192ZM191 15V16H192ZM5 16V15H4ZM4 16H2L3 18H4ZM43 16V15H42ZM42 16H39V17H42ZM47 16H49V15H47ZM46 16V17H47ZM111 16V15H110ZM38 17V16H37ZM69 17V16H68ZM93 17V16H92ZM104 17L105 16H101V19L103 18L104 19ZM112 17V16H111ZM110 17V18H111ZM114 17H116L115 15H114ZM118 17V16H117ZM120 17V16H119ZM118 17V18H119ZM155 17V16H154ZM0 18H1V16H0ZM7 18V17H6ZM43 18V17H42ZM44 18H45V13H44ZM75 18H76V16H75ZM74 18V19H75ZM109 17L108 18H106V19H109V20H111ZM117 18V19H118ZM150 18V17H149ZM148 18V19H149ZM167 18V17H166ZM170 18V17H169ZM192 18V17H191ZM190 18V19H191ZM194 18V17H193ZM39 19V18H38ZM37 18L35 19L36 20V22L35 21H33L32 23H37V25H38V23H39V21H40V19H39V21H37L38 20ZM69 19V18H68ZM71 19H73V17L71 18ZM102 19V20H103ZM122 19V18H121ZM147 19V21L149 22V20ZM151 19V18H150ZM261 19L262 20H264V14L262 13L261 14ZM1 20V21H2ZM70 20V19H69ZM101 20V21H102ZM113 20V19H112ZM120 20V19H119ZM157 20H155L154 19V21L151 19V21L152 22H154V23H152V24H155L156 23V21ZM249 20V19H248ZM65 21V20H64ZM67 21V20H66ZM80 21V20H79ZM81 21H83V20H81ZM80 21V22H81ZM86 21V20H85ZM87 21H89V20H87ZM98 21V20H97ZM99 21H100V19H99ZM100 21V22H101ZM104 21V20H103ZM102 21V22H103ZM108 21V20H107ZM106 21V22H107ZM116 21V20H115ZM121 21V20H120ZM163 21V20H162ZM169 21V20H168ZM167 21V22H168ZM191 21H192V19H191ZM76 22H77V20H76ZM96 22V21H95ZM100 22H98V24L100 23ZM106 22H103V23H106ZM108 22H110V21H108ZM114 22V21H113ZM113 22H112V25H113ZM31 23V24H32ZM42 23H43V20H42ZM89 23V22H88ZM88 23L86 24H84V22H83V24H84V26H87L88 25ZM103 23H100V25L102 24V25H104ZM30 24V25H31ZM61 24V25H60ZM82 24V23H81ZM82 24V25H83ZM96 24V23H95ZM107 24V23H106ZM114 24H117V23H115L114 22ZM150 24V23H149ZM199 24V23H198ZM33 25V24H32ZM34 25H36V24H34ZM33 25V26H34ZM39 25H40V23H39ZM42 25H44V24H42ZM45 25H44V28H45V30L47 29V30H49L48 29V27L46 28L45 27ZM66 25V24H65ZM90 25H91V23H90ZM90 25L89 26H87V28H89L90 27ZM92 25H94V24H92ZM134 25V24H133ZM140 25V26H141ZM146 25V24H145ZM188 25V24H187ZM196 25V24H195ZM60 26V27H59ZM107 25H105V27H106ZM137 26V25H136ZM166 26V25H165ZM192 26V25H191ZM199 26V25H198ZM93 26H91V28H92ZM104 27V26H103ZM114 27L116 28V26L114 25ZM194 29H195V27H194V24H193V26H192ZM247 27V26H246ZM264 27V26H263ZM19 28V29H20ZM31 28V26L29 27V29ZM33 28V27H32ZM34 28H36V27H34ZM40 28V27H39ZM86 28V27H85ZM94 28V27H93ZM107 28H108V26H107ZM112 28V27H111ZM115 28L113 29V30H115ZM132 28H134V26L132 27ZM151 28V27H150ZM164 28V27H163ZM169 28V27H168ZM193 28H192V30H193ZM196 28H198V27H196ZM244 28V27H243ZM26 29V28H25ZM24 29V31H23V29H20V30H22L23 32H24V34H26L25 33V30ZM109 29H110V27H109ZM116 29V30H117ZM128 29H131L132 31H131V33L129 32V33H127V31H128ZM189 29V28H188ZM38 30V29H37ZM90 29H88V31H89ZM91 30H93V29H91ZM96 30V31H97ZM103 30H105V29H103ZM112 30V29H111ZM127 30V31H126ZM158 30V29H157ZM167 30V29H166ZM199 30V29H198ZM198 30H196L195 29V33H196V31H197V34H198ZM244 30H245V28H244ZM243 30V31H244ZM249 30V29H248ZM19 31V32H18ZM28 31V30H27ZM39 31V30H38ZM87 31V30H86ZM149 31V30H148ZM169 31H171V28H170V30ZM168 31V32H169ZM188 31V30H187ZM237 31V30H236ZM240 31V30H239ZM239 31H237V32H239ZM246 31V30H245ZM29 32H30V30H29ZM28 32V33H29ZM42 32H44L43 31V29H42ZM49 32H50V30H49ZM48 31H47V33H49ZM52 32V33H53ZM117 32V31H116ZM254 32H257V31H254ZM261 32H263V30L261 31ZM31 33V32H30ZM41 33V31L39 32V34ZM46 33V32H45ZM51 33V32H50ZM49 33V34H50ZM65 33H66V31H65ZM167 33V32H166ZM171 33V32H170ZM187 33V32H186ZM185 33V37H182V39H188L191 43H192V41H194L195 39L196 40H198L197 38L199 37V35H198V37L197 36H195V33L193 34V35H190V33L192 34V32H190L189 33V35L188 36H190V38L188 37V38H186V34ZM241 33H242V30H241ZM244 33V32H243ZM59 34V35H58ZM64 34V33H63ZM83 34H85V33H83ZM82 34V35H83ZM146 34V35H145ZM168 34V33H167ZM180 34H182L181 32H179V35ZM258 34V33H257ZM28 35H31V34H28ZM47 35V34H46ZM158 35V34H157ZM169 35V34H168ZM183 36H184V34H182ZM241 35V34H240ZM42 36H44V33L42 34ZM53 36V35H52ZM159 36V35H158ZM261 36V35H260ZM130 37V38H129ZM151 37V36H150ZM160 37V36H159ZM161 37H162V39H164L165 40V42L167 41V35L164 33V34H162L161 33ZM207 37V36H206ZM257 37V36H256ZM262 37V36H261ZM42 38V37H41ZM50 38V37H49ZM53 38H55V35L53 36ZM181 38V37H180ZM200 38V37H199ZM204 38V37H203ZM246 38V37H245ZM251 38V37H250ZM260 38V37H259ZM258 38V39H259ZM43 39H45V38H43ZM184 39V40H185ZM208 39H210L209 37H208ZM249 39V38H248ZM69 40H68V42H69ZM161 40V39H160ZM163 40V41H164ZM211 40V39H210ZM54 41V40H53ZM53 41H52V43H53ZM170 41V40H169ZM199 41V40H198ZM160 42V41H159ZM190 42H188V43H190ZM195 42V41H194ZM194 42H193V44H194ZM209 42V41H208ZM240 42V41H239ZM33 43V44H32ZM190 43V45H192ZM197 43V42H196ZM199 43V42H198ZM207 43V42H206ZM247 43V42H246ZM160 44V43H159ZM162 44V43H161ZM164 44V43H163ZM162 44V45H163ZM167 44H169V43H167ZM239 44V43H238ZM46 45V44H45ZM57 45V44H56ZM196 45H198V44H196ZM166 46V45H165ZM179 46V45H178ZM201 46V45H200ZM199 46V47H200ZM248 46V45H247ZM36 47H37V49H36ZM72 47V48H73ZM155 47V46H154ZM185 47V46H184ZM49 48H53V46L52 47H49ZM55 48V47H54ZM67 48V49H68ZM78 48V47H77ZM81 48V47H80ZM180 48H182V47H180ZM252 48V47H251ZM173 49V48H172ZM176 49V48H175ZM174 49V50H175ZM249 49V48H248ZM262 49V48H261ZM49 50V49H48ZM66 50V49H65ZM81 50V49H80ZM263 50V49H262ZM68 51H70V50H68ZM184 51V50H183ZM254 51H255V49H254ZM261 51V50H260ZM47 52V51H46ZM67 52V51H66ZM71 52V51H70ZM79 52V51H78ZM77 52V53H78ZM85 52V53H84ZM181 52V51H180ZM192 52V51H191ZM1 53V52H0ZM33 53V54H34ZM68 53V52H67ZM73 53V52H72ZM76 53V54H77ZM196 53V52H195ZM246 52H244V54H245ZM250 53V52H249ZM251 53H252V51H251ZM255 53V52H254ZM7 54V55H6ZM75 54V53H74ZM76 54H75V56H76ZM80 54V53H79ZM179 54V53H178ZM191 54V53H190ZM189 54V52H188V56L190 55ZM192 54H193V52H192ZM238 54H239V52H238ZM247 54V53H246ZM6 55V56H5ZM27 55V54H26ZM34 55V56H35ZM45 55V54H44ZM46 55H47V53H46ZM78 55V54H77ZM186 55V54H185ZM184 55V56H185ZM215 55V54H214ZM219 55V54H218ZM257 55V54H256ZM1 56V55H0ZM70 56V55H69ZM79 56V55H78ZM82 57H83V55H81ZM194 56H195V54H194ZM198 55L196 54V58H198L197 57ZM258 56V55H257ZM71 58H74L73 56H70ZM77 57V56H76ZM80 57V56H79ZM81 57V58H82ZM102 57V56H101ZM176 57H177V55H176ZM186 57V56H185ZM204 57V56H203ZM211 57V56H210ZM214 57V56H213ZM232 57V56H231ZM238 57V56H237ZM244 57V56H243ZM1 58V57H0ZM3 58V57H2ZM68 58V57H67ZM94 58V57H93ZM179 58V57H178ZM187 58V57H186ZM189 58V57H188ZM192 57H190V59H191ZM239 58V57H238ZM237 58V59H238ZM261 58V57H260ZM70 59V58H69ZM79 58H77V60H78ZM97 59H99V58H97ZM183 59V58H182ZM199 59V58H198ZM244 59V58H243ZM253 59H256V58H253ZM49 60H47V61H49ZM76 60V61H77ZM82 60H83V58H82ZM107 60V59H106ZM187 60V59H186ZM189 60V59H188ZM193 60V59H192ZM197 60V59H196ZM195 60V61H196ZM246 60V59H245ZM27 61V60H26ZM71 61V60H70ZM76 61H74V62H76ZM80 61V60H79ZM84 61L82 62V63H84ZM191 61V60H190ZM194 61V60H193ZM78 62V61H77ZM109 62V61H108ZM192 62V61H191ZM190 62V63H191ZM243 62V61H242ZM252 62V61H251ZM258 62H259V60H258ZM52 63V62H51ZM58 63V64H57ZM68 63H69V61H68ZM71 63V62H70ZM81 63V62H80ZM97 63V62H96ZM107 63V62H106ZM179 63V62H178ZM194 63V62H193ZM211 63H213V62H211ZM210 63V64H211ZM254 63V62H253ZM257 63V62H256ZM45 64V63H44ZM67 64V63H66ZM66 64H64V67H65V65ZM79 64V63H78ZM111 64V63H110ZM195 64V63H194ZM197 64V63H196ZM209 64V63H208ZM73 65V64H72ZM80 65H84L83 67H82V69L83 68H87V66L85 65V64H80ZM91 65V64H90ZM107 65V64H106ZM176 65V64H175ZM188 65H189V62H188ZM191 65V64H190ZM193 65V64H192ZM192 65H191V67H192ZM214 65H215V63H214ZM71 66V65H70ZM70 66H68V67H70ZM86 66V67H85ZM97 66V65H96ZM199 66V65H198ZM211 66V65H210ZM67 67V68H68ZM74 67V66H73ZM75 67H78V66H76L75 65ZM89 67V66H88ZM194 67H196V66H194ZM66 68V70H68ZM94 68H95V66H94ZM97 68V67H96ZM218 68V67H217ZM253 68V67H252ZM50 71H49V70ZM71 69H72V67H71ZM74 69V68H73ZM78 69H79V67H78ZM155 69L156 70H158V73H156L155 72ZM85 70V69H84ZM99 70V69H98ZM218 70V69H217ZM77 71V70H76ZM86 71L87 72H85L86 74L89 72L87 69H86ZM238 71V70H237ZM3 72V71H2ZM5 72V71H4ZM8 72V71H7ZM72 73H73V70L71 71ZM82 73H83V71H81ZM244 72H245V70H244ZM69 73H70V71H69ZM76 73H78V72H76ZM80 73V72H79ZM78 73V74H79ZM82 73H80L79 75H81V77L79 76V75H77V76H79L80 77V80H81V78H82V82L84 83V86H83V84H82V88L83 87H86L85 85V82H88V81H86V75L84 76ZM101 73L99 74V75H101ZM1 74V73H0ZM66 74V73H65ZM2 75V74H1ZM82 75H83V77H82ZM90 75V74H89ZM238 75V74H237ZM244 75V74H243ZM8 76V75H7ZM67 76V75H66ZM73 76V75H72ZM71 76V77H72ZM94 76V75H93ZM17 77V76H16ZM68 77L70 78V76L68 75ZM88 77V76H87ZM96 77H97V75H96ZM99 77V76H98ZM178 77H180V76H178ZM215 77V76H214ZM86 78V79H85ZM92 78V77H91ZM100 78V77H99ZM100 78V79H101ZM236 78V77H235ZM237 78H238V76H237ZM242 78V77H241ZM14 79V78H13ZM66 79V78H65ZM72 79V78H71ZM93 80L95 79L94 77L92 78ZM92 79H91V81H92ZM101 79V80H102ZM178 79V78H177ZM4 80V79H3ZM6 80V79H5ZM12 80V79H11ZM7 81V80H6ZM30 81V82H31ZM40 81H43V82H40ZM69 81H71V80H69L68 79V82ZM74 81H76V80H73V82ZM79 80H78V77H77V82H78ZM81 81H79V83L81 82ZM253 81V80H252ZM68 82H63V83H68ZM81 82V83H82ZM95 82V81H94ZM97 82H95V83H93V84H96ZM243 82V81H242ZM242 82H241V84H242ZM247 82V81H246ZM246 82H243V83H246ZM260 82V81H259ZM7 83V82H6ZM10 83V82H9ZM71 83V85H72V82H70ZM80 83V84H81ZM90 83V82H89ZM233 83H234V81H233ZM240 83V82H239ZM32 84H30V83H26V84H23L21 87H20V85L18 86V87H20L19 89H20V91H24V92H26L27 90V92H30V91H32V92H34V95L35 94H42V92H38L37 91V89H39V88H37L36 86H33ZM48 84H46L47 86H48ZM74 85L76 84V82H74L73 83ZM247 84V83H246ZM249 84V83H248ZM45 85V84H44ZM88 85V84H87ZM244 85V84H243ZM251 85V84H250ZM1 86V85H0ZM40 87H41V84L39 85ZM56 86V85H55ZM67 86V84L65 85V87ZM76 86V85H75ZM78 86V85H77ZM88 86H90V85H88ZM95 86V85H94ZM49 87H50V84H49ZM63 87V84H62V86H61V88ZM64 87V88H65ZM67 87H69V83H68V86ZM73 87V86H72ZM71 87V88H72ZM95 87H97V86H95ZM184 87H185V85H184ZM188 87V86H187ZM186 87V88H187ZM254 87V86H253ZM261 87V86H260ZM37 88V89H36ZM55 88V87H54ZM63 88V89H64ZM73 88H75V87H73ZM256 88V87H255ZM254 88V89H255ZM263 88V87H262ZM14 89V88H13ZM19 89L17 88V92L19 91ZM48 89V88H47ZM50 89H53V88H51L50 87ZM49 89V90H50ZM57 89H59V88H57ZM86 89V88H85ZM174 89H175V91H174ZM192 89V88H191ZM253 89V90H254ZM256 89H258V88H256ZM255 89V90H256ZM12 90V89H11ZM14 90H16V89H14ZM40 90V89H39ZM41 90H42V88H41ZM46 90V89H45ZM44 90V91H45ZM54 90V89H53ZM178 90V89H177ZM187 90V89H186ZM262 90V89H261ZM4 91V90H3ZM43 91V92H44ZM48 91V90H47ZM46 91V92H47ZM50 91H52V90H50ZM54 91H56V89L54 90ZM53 91V92H54ZM77 91V90H76ZM264 91V89L262 90V91H260L259 90V93L260 92H263ZM8 92V91H7ZM14 92H16V91H14ZM16 92V95L19 93L20 94V92H18L17 93ZM26 92V93H27ZM58 92V91H57ZM58 92V93H59ZM83 93L85 92V91H82ZM181 92V91H180ZM183 92V91H182ZM182 92H181V94H182ZM192 92H193V90H192ZM257 92V94H258V90L256 91ZM255 92V93H256ZM22 93V92H21ZM197 93V92H196ZM18 94V95H19ZM28 94V93H27ZM31 94H33V93H31ZM44 94V93H43ZM42 94V95H43ZM78 94V93H77ZM84 94H86V93H84ZM95 94H97V93H95ZM189 94V93H188ZM188 94H186V95H188ZM256 94V95H257ZM261 94V93H260ZM264 94V93H263ZM262 94V95H263ZM23 95V94H22ZM21 95V96H22ZM25 95V94H24ZM29 95V94H28ZM36 95V96H37ZM90 95V94H89ZM94 95V94H93ZM4 96V95H3ZM40 96V95H39ZM100 96H98V99H99V97ZM189 96V95H188ZM191 96V95H190ZM246 96V95H245ZM258 96H259V94H258ZM10 97V96H9ZM17 97V96H16ZM20 97V96H19ZM61 97V98H60ZM93 97V96H92ZM184 97V96H183ZM193 97V96H192ZM4 98V97H3ZM32 98H33V95H32ZM35 98V97H34ZM40 98H41V96H40ZM69 98H70V100H69ZM76 98V97H75ZM79 98V97H78ZM91 98V97H90ZM100 98V99H101ZM180 98V99H179ZM262 98V96L260 97V99ZM9 99V98H8ZM13 99V98H12ZM39 99V98H38ZM95 99H97V98H95ZM183 99V98H182ZM242 99V98H241ZM259 99V100H260ZM43 100V99H42ZM41 100V101H42ZM52 100V99H51ZM94 100V99H93ZM263 100V99H262ZM31 101H33V100H31ZM45 101V100H44ZM47 101V100H46ZM56 101H59V100H56ZM56 101H55V103H56ZM87 101V100H86ZM24 102V101H23ZM95 102V101H94ZM98 102H100V100H98ZM97 102V103H98ZM261 102V101H260ZM37 103H38V101H36V105H37ZM52 103V102H51ZM83 103H85V102H83ZM82 103V104H83ZM262 103H264V101L262 102ZM11 104V103H10ZM32 104V103H31ZM34 104V105H35ZM40 104V103H39ZM43 104V103H42ZM45 104V103H44ZM74 104H76V105H74ZM79 104V103H78ZM102 104V105H101ZM259 104V103H258ZM33 105V104H32ZM33 105V106H34ZM46 105H47V103H46ZM84 105V104H83ZM92 105V104H91ZM98 105V104H97ZM43 107L44 105H40V107ZM49 106H52L51 104L49 105ZM32 107V106H31ZM53 107V106H52ZM92 107V106H91ZM94 107V106H93ZM98 107V106H97ZM4 108H6V107H4ZM20 108V107H19ZM25 108V107H24ZM47 108H48V106H47ZM49 108H51V107H49ZM81 108V107H80ZM75 109V108H74ZM83 109V108H82ZM88 109V108H87ZM91 109V108H90ZM18 110V109H17ZM25 110H26V108H25ZM53 110V109H52ZM76 110H77V108H76ZM81 110V109H80ZM253 110V109H252ZM21 111V110H20ZM31 111V110H30ZM47 111V110H46ZM72 111V110H71ZM78 111V110H77ZM90 111H92V110H90ZM37 112V111H36ZM48 112V111H47ZM75 112V111H74ZM79 112V111H78ZM93 112V111H92ZM96 112V111H95ZM20 113V112H19ZM31 113V112H30ZM84 113V112H83ZM100 113V112H99ZM12 114V113H11ZM11 114H9V115H11ZM45 114V113H44ZM78 113H76V116H79V115H77ZM91 114V113H90ZM97 115V114H96ZM132 115V114H131ZM136 115V114H135ZM139 115V116H140ZM3 116V115H2ZM18 116V115H17ZM25 116V115H24ZM27 116V115H26ZM34 116V115H33ZM33 116L31 117V118H33ZM40 116V115H39ZM84 116V115H83ZM101 116V115H100ZM35 117V116H34ZM133 117V116H132ZM137 117V116H136ZM24 118V117H23ZM22 118V119H23ZM27 118V117H26ZM82 119H83V117H81ZM90 118V117H89ZM138 118V117H137ZM141 118V116L139 117V119ZM251 118V117H250ZM1 119V118H0ZM28 119V118H27ZM112 119V120H113ZM248 119V118H247ZM252 119V118H251ZM251 119H249V120H251ZM26 120V119H25ZM30 120V119H29ZM36 120H38V119H36ZM44 120H46V118L44 119ZM87 120V119H86ZM132 120V119H131ZM134 120V119H133ZM248 120V121H249ZM28 121V120H27ZM40 121H41V119H40ZM51 121V120H50ZM50 121H48V123L50 122ZM108 121V120H107ZM109 121H111V120H109ZM141 121V120H140ZM245 121V120H244ZM259 121V120H258ZM257 121V122H258ZM29 122V121H28ZM35 122V121H34ZM46 122V121H45ZM52 122V121H51ZM144 122V121H143ZM145 122V123H146ZM250 122V121H249ZM11 123V122H10ZM18 123V122H17ZM39 123V122H38ZM42 123V122H41ZM107 123V122H106ZM255 123V122H254ZM27 124V123H26ZM40 124V123H39ZM45 124V123H44ZM53 124H55V123H53ZM58 124V123H57ZM88 124V123H87ZM103 124V123H102ZM102 124H101V126H102ZM148 124V125H149ZM12 125V124H11ZM37 125V124H36ZM46 125V124H45ZM50 125V124H49ZM8 126V125H7ZM28 126V125H27ZM32 126H34V125H32ZM39 126V125H38ZM42 126H44V125H42ZM54 126V125H53ZM52 125H51V127H53ZM60 125H58V127H59ZM150 126V125H149ZM9 127V126H8ZM23 127V126H22ZM41 127V126H40ZM45 127V126H44ZM103 127V126H102ZM137 127V126H136ZM7 128V127H6ZM61 128V127H60ZM59 128V131L61 130V132H64V129H63V131H62V129H60ZM68 128H70V126L68 127ZM70 128V129H71ZM91 128H92V126H91ZM153 128V127H152ZM151 128V129H152ZM5 129V128H4ZM10 129V128H9ZM12 129V128H11ZM14 129V128H13ZM66 129H67V127H66ZM100 129H101V131H100ZM108 129V128H107ZM29 130V129H28ZM49 130V129H48ZM54 130H55V127H54ZM57 130V129H56ZM11 131V130H10ZM58 131V130H57ZM72 130H70L69 131V129H68V132H71ZM74 131V130H73ZM146 131V130H145ZM243 131V130H242ZM12 132V131H11ZM23 132V131H22ZM30 132V131H29ZM47 132V131H46ZM55 132V131H54ZM75 132H73L74 134L73 135H75ZM141 132V131H140ZM154 132V133H155ZM27 133H28V131H27ZM35 133V132H34ZM65 133V132H64ZM67 133V132H66ZM72 133V132H71ZM98 133V134H97ZM155 133V134H156ZM12 134V133H11ZM43 134V133H42ZM57 134L59 135V132H57ZM69 134V133H68ZM121 134V133H120ZM247 134V133H246ZM257 134V133H256ZM53 135V134H52ZM55 135V134H54ZM77 135H79V134H77ZM140 135H141V133H140ZM139 135V136H140ZM20 136V135H19ZM38 136V135H37ZM48 136V135H47ZM60 136H61V134H60ZM117 137H119L118 135H116ZM146 136V135H145ZM41 137V136H40ZM49 137H50V135H49ZM64 137H66V135L64 136ZM68 137V136H67ZM78 137H80V135L79 136H77V139H80V138H78ZM116 137V138H117ZM1 138V137H0ZM47 138V137H46ZM61 138V137H60ZM71 138V137H70ZM139 137H137V140H139L138 139ZM44 139V138H43ZM49 139V138H48ZM55 139V138H54ZM73 139V138H72ZM113 139H111V140H113ZM119 139V138H118ZM127 139V138H126ZM125 139V140H126ZM134 139V138H133ZM142 139V138H141ZM155 139V138H154ZM17 140V139H16ZM15 140V141H16ZM24 140V139H23ZM28 140H30V139H28ZM27 140V141H28ZM46 140V139H45ZM63 140H66V139H63ZM62 140V141H63ZM85 140V139H84ZM117 140V139H116ZM119 140H121V139H119ZM124 140V139H123ZM124 140V141H125ZM146 140H147V137H146ZM151 140V139H150ZM156 140V139H155ZM41 141V140H40ZM47 141V140H46ZM135 141V140H134ZM140 141V140H139ZM142 141V140H141ZM64 142V141H63ZM69 142V141H68ZM120 142V141H119ZM138 142V141H137ZM148 142V141H147ZM157 142V141H156ZM155 142V143H156ZM26 143V142H25ZM35 143V142H34ZM57 143V142H56ZM79 143V142H78ZM81 143V142H80ZM102 143V144H103ZM109 143V144H108ZM112 143H114V140H113V142ZM111 143V144H112ZM117 143H118V141H117ZM143 143H144V141H143ZM143 143L141 142V144L143 145ZM18 144V143H17ZM23 144V143H22ZM45 144V143H44ZM63 144V143H62ZM114 144H116V143H114ZM132 144V143H131ZM152 143H150V145H151ZM37 145V144H36ZM41 145V144H40ZM47 145V144H46ZM89 145V144H88ZM87 145V146H88ZM155 145V144H154ZM104 146V145H103ZM118 146V145H117ZM143 146H145V145H143ZM148 146V145H147ZM158 146H160V144L158 145ZM28 147H29V145H28ZM32 147V146H31ZM111 147V146H110ZM109 147V148H110ZM124 147H126V146H124ZM49 148V147H48ZM89 148V147H88ZM113 148V147H112ZM111 148V149H112ZM153 148V147H152ZM155 148H156V146H155ZM167 148V147H166ZM57 149V148H56ZM105 149H107L108 150V147L107 148H105ZM114 149V148H113ZM112 149V150H113ZM117 149V148H116ZM132 149V148H131ZM141 149V148H140ZM143 149V148H142ZM18 150V149H17ZM23 150V149H22ZM46 150V149H45ZM97 150V149H96ZM99 150H101V149H99ZM110 150V149H109ZM119 150V149H118ZM16 151V150H15ZM49 151V150H48ZM55 151V150H54ZM60 151V150H59ZM76 151H78V150H76ZM83 151V150H82ZM89 151V150H88ZM125 151V150H124ZM158 151V150H157ZM24 152V151H23ZM32 152V151H31ZM86 152V151H85ZM113 152V151H112ZM126 152H128V151H125L124 152V155H125V153ZM133 152V151H132ZM131 152V153H132ZM135 152V151H134ZM139 152V151H138ZM141 152V151H140ZM51 153V152H50ZM54 153V152H53ZM123 153V152H122ZM143 153V152H142ZM8 154V153H7ZM30 154V153H29ZM41 154V153H40ZM54 154H56V153H54ZM53 154V155H54ZM106 154H111V153H108V151H107V153H105V155ZM115 154V153H114ZM147 154V153H146ZM145 154V155H146ZM6 155V154H5ZM24 155V154H23ZM50 155H52V154H50ZM57 155V154H56ZM56 155H54V156H56ZM92 155V154H91ZM112 155H113V153H112ZM128 155H130L129 153H128ZM128 155H126V156H128ZM21 156H22V153H21ZM49 156V155H48ZM53 156V157H54ZM58 156V155H57ZM56 156V157H57ZM61 156V155H60ZM103 156V155H102ZM117 156V155H116ZM141 156H142V154H141ZM11 157V156H10ZM15 157V156H14ZM50 157V156H49ZM53 157H51V158H53ZM63 157V156H62ZM229 157V159H230V161H227L226 160V158H228ZM13 158V157H12ZM59 158V157H58ZM101 158V157H100ZM126 158V157H125ZM124 158V159H125ZM136 158V157H135ZM138 158V157H137ZM150 158V157H149ZM255 159V160H253V161H255V164H253V161H252V159ZM18 159V158H17ZM39 159V158H38ZM42 159V158H41ZM50 159V158H49ZM10 160V159H9ZM12 160V159H11ZM15 160V159H14ZM28 160V159H27ZM34 160V159H33ZM57 160V159H56ZM56 160H55V162H56ZM118 160V159H117ZM139 160V159H138ZM146 160V159H145ZM156 160V159H155ZM6 161V160H5ZM4 161V162H5ZM43 161V160H42ZM47 161V160H46ZM50 161H52V159H50ZM64 161V160H63ZM77 161V160H76ZM137 161V160H136ZM148 161V160H147ZM159 161V160H158ZM41 162V161H40ZM54 162V163H55ZM75 162V161H74ZM127 162V161H126ZM132 162V161H131ZM135 162V161H134ZM150 162V161H149ZM3 163V162H2ZM1 163V164H2ZM31 163H32V161H31ZM45 163V162H44ZM51 164L53 163V162H50ZM57 163H59V161H57ZM56 163V164H57ZM109 163V162H108ZM148 163V162H147ZM4 164V163H3ZM23 164V163H22ZM56 164H54L55 166H56ZM129 164H130V162H129ZM155 164V163H154ZM157 164V163H156ZM5 165V164H4ZM74 165V164H73ZM112 165V164H111ZM128 165V164H127ZM142 165V164H141ZM148 165V164H147ZM2 166V165H1ZM13 166V165H12ZM26 166V165H25ZM113 166V165H112ZM121 166V165H120ZM9 167V166H8ZM42 167V166H41ZM40 167V168H41ZM57 167H58V165H57ZM57 167H55L56 169H57ZM108 167V166H107ZM107 167H104V168H107ZM139 167V166H138ZM158 167V166H157ZM161 167V166H160ZM163 167V166H162ZM162 167H161V169H162ZM166 167V166H165ZM24 168H27V167H24ZM35 168V167H34ZM114 168V167H113ZM128 168V167H127ZM132 168H133V166H132ZM262 169V171H263V178L262 179H258V178H255V177H251V178H249V179H246V178H244V175H246V173L247 172H249V171H251V170H254V169ZM1 169V168H0ZM28 169V168H27ZM27 169H24V170H26L27 171ZM30 169V168H29ZM38 169V168H37ZM43 169V168H42ZM54 169V168H53ZM58 169H60L59 167H58ZM103 169V168H102ZM115 169H116V167H115ZM144 169V168H143ZM147 170H148V167L146 168ZM160 169V168H159ZM173 169V168H172ZM55 170V169H54ZM53 170V171H54ZM147 170H145V171H147ZM150 170V169H149ZM148 170V171H149ZM167 170V169H166ZM38 170H36V172H37ZM48 172H50V170H47ZM57 171V170H56ZM55 171V172H56ZM62 171V169L60 170V172L59 173H62L61 172ZM109 171V170H108ZM115 171V170H114ZM117 171V170H116ZM120 171V170H119ZM256 171H258V170H256ZM261 171V172H262ZM29 172V171H28ZM30 172H31V169H30ZM36 172H35V175H36ZM39 172V171H38ZM38 172H37V177H38ZM43 172H45V171H43ZM58 172V171H57ZM132 172H133V169H132ZM153 172H154V170H153ZM164 172V171H163ZM174 172V171H173ZM176 172V171H175ZM254 172L255 171H253V174H254ZM21 173V172H20ZM32 173H33V171H32ZM32 173H28V175L30 174H32ZM46 173V172H45ZM44 173V174H45ZM53 173V172H52ZM52 173H51V175H52ZM111 173V172H110ZM124 173H126V172H124ZM123 173V174H124ZM260 173V172H259ZM24 174V173H23ZM40 174H42V170H41V172H40ZM43 174V175H44ZM50 174V173H49ZM64 174V173H63ZM101 174V173H100ZM144 174V173H143ZM262 174V173H261ZM260 174V175H261ZM19 175V174H18ZM25 175H27V174H25ZM24 175V176H25ZM34 175V176H35ZM56 175V174H55ZM139 175V174H138ZM151 175H152V173H151ZM7 176V175H6ZM6 176H5V178L4 177H2L3 179H6ZM9 176V175H8ZM7 176V177H8ZM22 176V175H21ZM23 176V177H24ZM45 176H50V175H48V173H46V175H44V177ZM101 176V175H100ZM156 176V175H155ZM164 176V175H163ZM252 176V175H251ZM256 176V175H255ZM10 177H13L14 179L16 178L17 179V177H19V176H17V177H14V176H12V175H10ZM26 177V176H25ZM24 177V178H25ZM29 178H31L30 176H28ZM36 177V176H35ZM36 177V178H37ZM44 177H42L41 176V178L43 179ZM136 177V176H135ZM152 177V176H151ZM157 177V176H156ZM155 177V178H156ZM175 177H177V176H175ZM249 177H250V173H249ZM20 178V177H19ZM34 178V177H33ZM40 178V177H39ZM131 178V177H130ZM139 178V177H138ZM162 178V177H161ZM9 177H8V181H9ZM16 179H15V181H16ZM22 179L23 178H21V182H22ZM26 179H28L27 177H26ZM35 179V178H34ZM41 179V180H42ZM50 179V180H49ZM48 180H46V181H51V177L49 178ZM108 179V178H107ZM117 179V178H116ZM140 179V178H139ZM11 180H13L12 178L10 179V181ZM25 180V179H24ZM30 180V181H29ZM44 180H45V178H44ZM135 180V179H134ZM153 180V179H152ZM178 180V179H177ZM182 180H180V181H182ZM4 181V180H3ZM14 181V180H13ZM14 181V182H15ZM19 181V180H18ZM35 181H37V179L35 180ZM38 181H40V180H38ZM46 181H44V184L46 183L47 184V182ZM142 181H143V178H142ZM174 181V180H173ZM179 181V182H180ZM24 182V181H23ZM26 182L27 183H25L24 182V184H23V187H21L20 188V191H19V194L18 193H16V194H18V196L16 195V197L14 198V203H17V207L19 206L18 204H20V205H22L23 207H22V209L20 208V210H19V212L17 211V212H15V213H13L12 214V217L13 218H16L17 219V217H23L24 218V220H28V222H29V220H32V221H30V222H33V220H37V216L35 215V214H37V212H34V211H32L31 209L30 210H27V209H25L24 208V206L29 202V201H31V203L30 204H33L34 203V201L35 202H39V201H41V200H35L36 198H37V193L36 194H34L35 192H37V190L39 189H42L39 185H37L38 187H37V190H36V188L33 186L34 184L32 183V182H34V180H31V179H28V181L26 180ZM43 182V181H42ZM105 182V181H104ZM110 182V181H109ZM150 182V181H149ZM183 182V181H182ZM8 183H10V182H8ZM16 183V182H15ZM20 182H18L17 184H19ZM50 183H53V182H50ZM50 183H48V184H50ZM126 183V182H125ZM172 183V182H171ZM13 184V183H12ZM22 184V183H21ZM36 184V183H35ZM39 184H41V183H39ZM47 184V185H48ZM134 184V183H133ZM139 184V183H138ZM153 184V183H152ZM4 185V184H3ZM20 185V184H19ZM41 185H43V183L41 184ZM47 185H44V186H46L47 187ZM51 185H55V184H51ZM59 185V184H58ZM135 185H136V188H137V186H139V185H137V182H135ZM134 185V186H135ZM174 185V184H173ZM183 185H185V184H183ZM182 185V186H183ZM11 186V185H10ZM13 186V185H12ZM14 186H16V185H14ZM36 186V185H35ZM62 186V185H61ZM127 186V185H126ZM132 186V185H131ZM152 186H154V184L152 185ZM187 186V185H186ZM186 186H184V187H186ZM189 186V185H188ZM191 186V185H190ZM16 187H18V185L16 186ZM49 187V186H48ZM51 187V186H50ZM49 187V188H50ZM52 187H54V186H52ZM58 187H60V186H58ZM58 187H57V189H58ZM150 187H151V185H150ZM11 188H14L15 189V187H11ZM54 188H56V187H54ZM64 188V187H63ZM69 188V187H68ZM133 188H135V187H133ZM139 188V187H138ZM137 188V189H138ZM166 188V187H165ZM173 188H176V186L175 187H173ZM193 188V189H194ZM18 189V188H17ZM17 189H16V191L15 192H17ZM44 189H46V188H44ZM62 189V187L60 188V190ZM137 189H132V187H131V189L129 188V191H128V193L130 194V195H128V199H129V201H128V199H127V201L128 202H126L127 204L131 201V200H133V196H135L137 193V195L139 196H141L142 194H140L141 192H137ZM143 189H145V188H143ZM161 189V188H160ZM193 189H192V191H193ZM43 190V189H42ZM51 190V189H50ZM50 190H48L49 192L48 193H50ZM53 190V189H52ZM55 190V189H54ZM75 190V189H74ZM77 190H79V189H77ZM108 190V189H107ZM116 190V189H115ZM127 190H128V188H127ZM134 190H136V192L134 191ZM138 190H140V189H138ZM178 190V189H177ZM46 190H44V192H45ZM56 191V190H55ZM55 191H53V193H55ZM57 191H59V189L57 190ZM67 191V189H66V187H65V191L64 192H66ZM69 191H71V189L69 190ZM73 191V190H72ZM71 191V192H72ZM80 191H81V189H80ZM90 191V190H89ZM153 191V190H152ZM160 191H162V190H160ZM168 191V190H167ZM52 192V191H51ZM60 193H62V191H59ZM59 192H56V193H59ZM74 192V191H73ZM104 192V191H103ZM124 192V191H123ZM151 192V191H150ZM157 192V191H156ZM159 192V191H158ZM40 193H41V191H40ZM70 193V192H69ZM79 193V192H78ZM77 193V194H78ZM104 193H106V192H104ZM127 193V192H126ZM125 193V195L127 196V194ZM146 193V192H145ZM168 193H169V191H168ZM172 193V192H171ZM184 193V192H183ZM194 193H195V191H194ZM38 194H39V191H38ZM42 194V193H41ZM40 194V195H41ZM67 194V193H66ZM108 194H110V192L108 193ZM149 194V193H148ZM158 194V193H157ZM176 194V193H175ZM43 195H44V193L42 194V197H43ZM45 195H46V193H45ZM44 195V196H45ZM54 195V194H53ZM65 195V194H64ZM72 195H74V194H72ZM79 195H80V193H79ZM78 195V196H79ZM81 195H83V194H81ZM89 195V194H88ZM143 195H146V194H143ZM166 195V194H165ZM168 195V194H167ZM170 195V194H169ZM168 195V196H169ZM190 195H191V193H190ZM7 196V195H6ZM48 196H50V194H48ZM84 196V195H83ZM93 196V195H92ZM130 196V197H129ZM164 196V195H163ZM179 196H180V194H179ZM178 196V197H179ZM184 196V195H183ZM46 197H47V195H46ZM52 197H54V196H52ZM52 197H51V199H52ZM144 197V196H143ZM143 197H139V198H143ZM152 197V196H151ZM161 197V196H160ZM170 197V196H169ZM192 197V196H191ZM195 197V196H194ZM1 198H2V196H1ZM5 198V197H4ZM38 198H40L39 196H38ZM82 198V197H81ZM127 198V197H126ZM188 198V197H187ZM199 198V197H198ZM6 199V198H5ZM8 199H11V198H8ZM8 199L7 200H5L6 202L8 201ZM41 199V198H40ZM48 198H45L44 200H47ZM53 199H55V198H53ZM110 199V198H109ZM135 200H136V197L134 198ZM137 199H138V197H137ZM145 198H143V200H144ZM149 197L148 198H146L144 201L145 202H147V201H149ZM4 199H2V202H4L5 203V201H3ZM49 200H50V198H49ZM73 200V199H72ZM83 200H85L84 198H83ZM82 200V201H83ZM111 200V199H110ZM152 200V199H151ZM187 200V199H186ZM186 200H185V202H186ZM1 201V200H0ZM51 201V200H50ZM65 201V200H64ZM105 201V200H104ZM134 201V200H133ZM133 201L131 202V207H133L134 208V211L136 212V214H137V212H139V208L140 207H138L135 203H133ZM137 202H138V200H136ZM141 200H139V202H140ZM170 201H172V200H170ZM211 201V200H210ZM1 202V205L0 206H2V203ZM9 202V201H8ZM45 202V201H44ZM47 202H48V200H47ZM52 202V201H51ZM50 202V203H51ZM100 202V201H99ZM109 202V201H108ZM107 202V203H108ZM139 202H138V204H139ZM142 202V201H141ZM173 202V201H172ZM176 202V201H175ZM184 202V203H185ZM194 202V201H193ZM14 203L12 204V202H11V204L14 206ZM41 203V202H40ZM153 203V202H152ZM170 203V202H169ZM10 204V203H9ZM36 204V203H35ZM45 204V203H44ZM92 204V203H91ZM100 204V203H99ZM141 204V203H140ZM139 204V205H140ZM146 203H144L143 205H145ZM150 204V203H149ZM183 204V203H182ZM187 204V203H186ZM66 205V204H65ZM129 205V204H128ZM167 205V204H166ZM170 205V204H169ZM174 205V204H173ZM211 205V204H210ZM9 207H10V205H8ZM39 206V205H38ZM48 206V205H47ZM91 206V205H90ZM105 206V205H104ZM152 206H154L153 204L151 205V208H149L148 210H154V207L152 208ZM182 206V205H181ZM3 207V206H2ZM5 207H6V204H5V206H4V209H5ZM15 207V206H14ZM20 207V206H19ZM25 207H27V206H25ZM30 207V206H29ZM29 207H27V208H29ZM34 207H36V205H34ZM40 207H41V204H40ZM39 207V208H40ZM99 207V206H98ZM103 207V206H102ZM149 207V206H148ZM159 207V206H158ZM157 206H156V204H155V208H158ZM161 207H163V206H161ZM161 207H159V208H161ZM193 207H191V208H193ZM212 207V205L210 206V207H208L209 208V210H210V208ZM32 208V207H31ZM37 208V207H36ZM144 208V207H143ZM142 208V209H143ZM166 208V207H165ZM172 208V207H171ZM180 208V207H179ZM193 208V209H194ZM207 208V209H208ZM212 208H214V207H212ZM6 209H7V207H6ZM5 209V210H6ZM9 209V208H8ZM42 209V212H40V213H43V207L41 208ZM83 209V208H82ZM100 209V208H99ZM111 209V208H110ZM174 209V208H173ZM189 209V208H188ZM12 210V209H11ZM14 210V209H13ZM51 210V209H50ZM141 210V209H140ZM144 210H146V209H144ZM208 210V211H209ZM212 210V209H211ZM210 210V212H212ZM52 211V210H51ZM53 211H55V210H53ZM83 211H84V209H83ZM88 211V210H87ZM93 211V210H92ZM142 211V210H141ZM140 211V212H141ZM159 211L160 210H156V211H151L149 214H147V213H144L143 212V215L141 214V215H137L138 217H137V220H135V227H136V229L138 228V231H139V233H138V237L137 236H134V238H136V242H133V244H135V246L134 245H130V247H128L126 244H125V247H126V249H127V247L128 248H130V251H131V246H133L132 248L136 251L137 249H138V251H140V250H142V249H145V248H147V247H151V245L150 244H153L154 242H156L157 243V240H165V242L167 241L168 243H171L170 245H173V247H174V249H176L177 251L179 250V251H181L182 252V254H181V256H182V259H180V258H177L178 257V255H176L175 254V250L173 251L172 250V248H171V252L172 253H174L176 256V258L175 259H177V261H175V260H173L171 257V259L173 260L172 262L170 261L171 259L169 258V260L168 261H164V259L163 260H161V261H164V263L165 264H178V262L180 261V263L181 262H183L182 264H185L186 262V259L188 258V255L187 254H184V253H186L187 252V250L189 249V251H190V249H194L195 250V248H192V247H194V245L192 246V244H191V240L192 239H194L195 237H197L196 235H195V237H194V235H193V238H192V234H191V236H189L190 235V233L191 232H189V234H188V232H184V230H185V228L184 229H181L180 228V226L182 227V226H185V224L182 222V224L183 225H180L178 222L177 223H174L173 221H170L168 218H166V217H168V216H166L165 214H162V215H160V213H159ZM163 211H165V209L163 210ZM169 211V210H168ZM190 211L191 212H193L191 209H190ZM198 211V212H199ZM201 211H202V209H201ZM214 211V210H213ZM1 212L3 213V211L1 210ZM0 212V213H1ZM10 212V211H9ZM56 212V211H55ZM54 212V213H55ZM82 212V211H81ZM98 212L100 213V214H98ZM160 212H162V211H160ZM174 212V211H173ZM198 212H196V213H198ZM209 212V213H210ZM1 213V214H2ZM5 213V212H4ZM3 213V214H4ZM50 213V212H49ZM103 214L105 213V212H102ZM108 213V212H107ZM163 213V212H162ZM225 213H227V214H225ZM10 214V213H9ZM39 214V213H38ZM44 214H45V212H44ZM43 214V215H44ZM65 214V213H64ZM83 214V213H82ZM85 214H86V212H85ZM88 214V216L87 215H85V217L87 216V219H89V218H91L90 220H95V218L96 217H103V216H101L102 214H101V212H100V210H95V211H93L92 212V215H91V217H89L90 215H89V212L87 213ZM144 214H147V215H144ZM212 214V213H211ZM42 214L41 215H39L40 217L41 216H43ZM81 215V214H80ZM133 215V214H132ZM166 217H165V216ZM170 215V214H169ZM178 215V214H177ZM176 215V216H177ZM181 215V214H180ZM184 215V214H183ZM191 215V214H190ZM219 215V216H220ZM8 216V215H7ZM6 216V217H7ZM11 216V215H10ZM36 216V217H35ZM45 217H46V215H44ZM179 216V215H178ZM219 216H217L218 218H217V220L219 219ZM1 217V216H0ZM44 217V218H45ZM60 217V216H59ZM89 217V218H88ZM108 217V216H107ZM115 217V216H114ZM114 217H112V219L114 218ZM118 217V216H117ZM130 217V216H129ZM171 217V216H170ZM173 217V216H172ZM193 217V216H192ZM196 217V216H195ZM212 217V216H211ZM2 218H3V216H2ZM2 218H1V220H2ZM5 218V217H4ZM3 218V219H4ZM10 218V217H9ZM19 218V219H20ZM23 218H21V221H22V219ZM26 218V219H25ZM42 218V217H41ZM40 218V219H41ZM43 218V220H41V221H44L45 219ZM63 218V217H62ZM62 218H61V220H62ZM205 218V217H204ZM213 218V217H212ZM48 219H49V217H48ZM47 219V220H48ZM86 219V220H87ZM175 219V218H174ZM173 219V220H174ZM199 219V218H198ZM207 219V218H206ZM35 220V221H36ZM51 220V219H50ZM99 220V219H98ZM211 220V219H210ZM225 220H227V218H225ZM12 221V224H13V227H14V225H15V223H13V220H11ZM16 221V220H15ZM18 221H20V220H17L16 222L18 223ZM76 221V220H75ZM85 221V220H84ZM92 221V222H93ZM101 221H103V218L101 219ZM179 221V220H178ZM214 221V220H213ZM218 221H220V219L218 220ZM223 221V220H222ZM222 221H220V223L222 222ZM228 221V220H227ZM1 222V221H0ZM5 222H6V220H5ZM26 222V221H25ZM24 222V223H25ZM39 222H40V220H39ZM47 222V221H46ZM49 222V221H48ZM80 222V221H79ZM95 222V221H94ZM106 221H103V223H105ZM117 222V221H116ZM129 222V221H128ZM131 222V221H130ZM196 222V221H195ZM209 222H211V221H209ZM217 222V221H216ZM2 223H3V220H2ZM10 223L11 222H9L6 226H5V228H4V226L2 227V229L4 230V232L3 233H1L0 232V264H93V263H95V261L97 260H94L93 258H89V255H88V258L86 259L85 257H87V256H85L84 254L82 255L81 253H78V254H75V253H73V254H71L70 255V253L67 251L66 252V250H64L63 248H62V246L60 247V244L62 245V243H64V242H61L60 240H62V239H59L58 241H60V242H57V243H55L53 246H54V249L52 250L51 249V252L50 251H47V249L45 250V248H46V246H45V244L48 242V240H49V238L51 237H49V234H47V233H40V234H38V235H36V234H34V232L33 231H25V232H23V233H20V232H14V229L16 228V226L14 227V229L13 228H11L12 226V224L10 225ZM16 223V224H17ZM91 223V222H90ZM102 223V224H103ZM121 223V222H120ZM206 223H207V221H206ZM218 223V222H217ZM223 223H224V221H223ZM46 224V223H45ZM81 224V223H80ZM89 224V223H88ZM95 224H96V222H95ZM98 224V223H97ZM96 224V225H97ZM106 224H107V222H106ZM0 225H2V224H0ZM5 225V224H4ZM28 224H27V222H26V226H27ZM39 225V224H38ZM55 225V224H54ZM77 225V224H76ZM114 225H116L117 226V223L116 224H114ZM191 225V224H190ZM229 225V224H228ZM90 226H92V225H90ZM100 226V225H99ZM105 226V225H104ZM109 226V225H108ZM116 226H114V227H116ZM207 226V225H206ZM205 226V227H206ZM215 226V223H213V227ZM223 226V225H222ZM95 227V226H94ZM98 227V226H97ZM103 227V226H102ZM192 227V226H191ZM225 227V226H224ZM43 228V227H42ZM46 228V227H45ZM56 228V227H55ZM59 228V227H58ZM84 228V227H83ZM90 229H92L91 227H89ZM88 228V229H89ZM106 228H107V226H106ZM118 229H117V231L118 230H120L119 229V226L117 227ZM203 228V227H202ZM1 229V228H0ZM97 229V228H96ZM108 229V228H107ZM116 229V228H115ZM200 229V228H199ZM207 229V228H206ZM213 229V228H212ZM211 229V230H212ZM216 229L217 228H215V231H216ZM219 229V228H218ZM218 229H217V231H218ZM226 229H227V227H226ZM18 230V229H17ZM34 230V229H33ZM106 230V229H105ZM129 230V229H128ZM135 230V229H134ZM187 230V229H186ZM214 230V229H213ZM220 230V229H219ZM57 231V230H56ZM97 231V230H96ZM121 231V230H120ZM191 231V230H190ZM205 231V230H204ZM210 231V230H209ZM216 231V232H217ZM232 231V232H231ZM85 232V231H84ZM89 232V231H88ZM92 231H90V233H91ZM126 232V231H125ZM49 233V232H48ZM98 232H96V234H97ZM101 233H103L102 231H101ZM100 233V231H99V234H101ZM107 233V232H106ZM136 233V232H135ZM198 233V232H197ZM196 233V234H197ZM80 234H82V233H80ZM79 234V235H80ZM123 234V233H122ZM131 234V233H130ZM134 234V233H133ZM214 234V233H213ZM87 235V234H86ZM92 235V234H91ZM103 234H101L100 236H102ZM126 235V234H125ZM204 235V234H203ZM53 236V235H52ZM81 236V235H80ZM84 236V235H83ZM99 236V237H100ZM113 236H114V234H113ZM211 236V235H210ZM57 237V236H56ZM76 237V236H75ZM94 237V236H93ZM115 237V236H114ZM125 237V236H124ZM126 237H128V236H126ZM130 238H132V236L130 237ZM200 238V237H199ZM199 238H198V241H199ZM51 239H52V237H51ZM56 240H57V238H55ZM54 239V240H55ZM74 239V238H73ZM102 239H104V238H102ZM113 239V238H112ZM119 239H121V236L119 237ZM119 239H118V241H119ZM202 239V238H201ZM206 239V238H205ZM204 239V240H205ZM209 239V238H208ZM228 239V238H227ZM77 240V239H76ZM91 240V239H90ZM106 240V239H105ZM122 240V239H121ZM125 240V243H127L126 242V240L127 241H130V239L128 240L127 238L126 239H124ZM133 240V239H132ZM161 240H160V242H161ZM221 240V239H220ZM64 241V240H63ZM97 241V240H96ZM133 241H135V240H133ZM194 241V240H193ZM206 242H207V240H205ZM219 241V240H218ZM228 241H230V239L228 240ZM74 242V241H73ZM100 242V241H99ZM111 242V241H110ZM119 242H121V243H119ZM117 244H123L124 242L123 241H119ZM160 242H158V243H160ZM164 242V241H163ZM164 242V243H165ZM166 242V243H167ZM196 242V241H195ZM200 242H201V240H200ZM211 242V241H210ZM214 242V241H213ZM52 243V242H51ZM54 243V242H53ZM66 243V242H65ZM68 243V242H67ZM66 243V244H67ZM95 243V242H94ZM97 243V242H96ZM112 243H113V241H112ZM129 244H130V242H128ZM155 243V244H156ZM157 243V244H158ZM220 243V242H219ZM225 243H227V244H230V243H228L227 241L225 242ZM224 243V245H226ZM232 243H234V241H232ZM50 244V243H49ZM75 244V243H74ZM116 244V245H117ZM154 244V245H155ZM209 244V243H208ZM258 244V243H257ZM94 245V244H93ZM97 245V244H96ZM165 245V244H164ZM198 245H199V243H198ZM201 245V244H200ZM203 245V244H202ZM221 245V244H220ZM223 245V246H224ZM261 245V244H260ZM45 246V247H44ZM52 246V247H53ZM66 246V245H65ZM92 246V245H91ZM101 246V245H100ZM103 246V245H102ZM105 246V245H104ZM118 246V245H117ZM122 246H124V245H122ZM228 246V245H227ZM230 246V245H229ZM234 246V245H233ZM237 246V245H236ZM94 247V246H93ZM108 247V246H107ZM124 247V248H125ZM166 248L168 247L169 248V246L167 245V246H165ZM195 247H197V249H198V246L196 245ZM217 247V246H216ZM71 248V247H70ZM117 247H115V249H116ZM155 248V247H154ZM159 248V247H158ZM161 248V247H160ZM203 248H205V247H203ZM228 249V248H230V247H224V249ZM236 248V247H235ZM234 248V249H235ZM66 249V248H65ZM78 249H80V248H78ZM95 249V248H94ZM93 249V250H94ZM101 249H102V247H101ZM105 249V248H104ZM104 249H102V250H104ZM112 250L114 249V248H111ZM114 249V251H112V253H108V254H105V257L107 256V255H109V257L108 258H106V264H107V262L109 263V262H115V261H118V263H119V261L121 260V259H119L118 260V255L119 254H117V253H115V252H117L116 250ZM120 249H122L121 247H120V245H119V248H118V252L120 251ZM126 249H124V250H126ZM132 249V250H133ZM165 249V248H164ZM163 249V250H164ZM256 249H258V248H256ZM50 250V249H49ZM76 250H77V248H76ZM81 250V249H80ZM96 250V249H95ZM110 250V249H109ZM123 250V249H122ZM129 250V249H128ZM133 250V251H134ZM148 250H150L149 248H147V251ZM167 251H168V249H166ZM184 250H186V252L184 251ZM199 250V249H198ZM197 250V251H198ZM200 250H201V248H200ZM133 251H131L130 252V254L132 255V252ZM135 251H134V254L132 255V256H134L135 255ZM151 251V250H150ZM150 251H149V253H150ZM153 251V250H152ZM159 251V250H158ZM178 251V252H179ZM196 251V250H195ZM256 251V250H255ZM263 251V250H262ZM91 252V251H90ZM93 252V251H92ZM111 252V251H110ZM126 252V251H125ZM124 252V254H126ZM142 252V251H141ZM184 252V253H183ZM214 252V251H213ZM261 252V251H260ZM72 253V252H71ZM88 253V252H87ZM99 253V252H98ZM102 253V252H101ZM107 253V252H106ZM123 253V252H122ZM122 253H121V255H122ZM137 253H139L140 254V252H136V255L135 256H137ZM143 253V252H142ZM144 253H147L146 251H144ZM152 253V252H151ZM170 253V252H169ZM180 253V252H179ZM197 253L198 252H196V255H197ZM225 253V252H224ZM264 253V252H263ZM129 254V253H128ZM138 254V255H139ZM153 254V253H152ZM188 254H193L192 253V251L189 253L188 252ZM215 254H216V252H215ZM221 254V253H220ZM262 254V253H261ZM120 255V256H121ZM142 255V254H141ZM144 255V254H143ZM149 255V254H148ZM151 255V254H150ZM155 255V254H154ZM166 255V254H165ZM171 255V254H170ZM195 255V254H194ZM217 255H218V253H217ZM222 255V254H221ZM231 254H229V256H230ZM264 255V254H263ZM85 256V257H84ZM93 256H95L94 254H92V257ZM100 256V255H99ZM126 256H128V255H126ZM125 255H123V257H126ZM152 256V255H151ZM174 256V255H173ZM187 256V257H186ZM232 256V255H231ZM104 257V255L103 256H101V257H99V258H103ZM104 257V258H105ZM123 257H121V258H123ZM146 257H147V255H146ZM203 257H206V256H203ZM222 257V256H221ZM225 257V256H224ZM233 257H235V259H238V258H236L237 256H233ZM255 257V256H254ZM258 257V256H257ZM95 258H97V256H95ZM98 258V259H99ZM127 258V257H126ZM129 258V257H128ZM137 259L138 258H140V257H136ZM145 258V257H144ZM143 258V259H144ZM154 258V257H153ZM155 258H157V256H155ZM155 258H154V260H155ZM174 258V257H173ZM210 258V257H209ZM217 258V257H216ZM215 258V259H216ZM260 258V257H259ZM107 259H108V261H107ZM109 259H111V261H109ZM124 259V258H123ZM122 259V260H123ZM130 259V258H129ZM129 259L127 260V261H129ZM142 259V258H141ZM146 259V261H144V262H142L141 261V263L142 264H148L147 263V261L149 262L150 260H151V258H149V256L147 257V258H145ZM158 259V258H157ZM180 259V260H179ZM213 259V258H212ZM220 259V258H219ZM229 259V258H228ZM257 259V258H256ZM100 260V259H99ZM103 260V259H102ZM102 260H100V261H102ZM133 260V259H132ZM132 260H131V264H133V262H132ZM159 260V259H158ZM189 260V259H188ZM224 260H225V258H224ZM233 260V259H232ZM250 260H248V264H249V261ZM100 261H96V263L97 264H101V263H99ZM157 261V260H156ZM155 261V263L157 264V262H159V261H157L156 262ZM210 261V260H209ZM212 261V260H211ZM226 261V260H225ZM103 262V261H102ZM104 262H105V259H104ZM121 262V261H120ZM134 262H137L136 260L134 261ZM138 262H140L139 260H138ZM137 262V263H138ZM153 262V260L151 261V264H155V263H152ZM176 262V263H175ZM185 262V263H184ZM194 262V261H193ZM203 262V261H202ZM221 262V261H220ZM259 262V260L257 261V263ZM117 262H115V264H116ZM123 263H125L124 261H123ZM150 263V262H149ZM190 263V262H189ZM189 263H187V264H189ZM203 263H205V262H203ZM237 263V262H236ZM240 263V262H239ZM244 263V262H243ZM247 263V262H246ZM260 264H264V258L262 257L261 259H260V262H259ZM103 264V263H102ZM112 264H114V263H112ZM122 264V263H121ZM135 264V263H134ZM160 264V263H159ZM198 264V263H197ZM231 264V263H230Z\"/></svg>", "mask_w": 264, "mask_h": 264}]
</instances>
